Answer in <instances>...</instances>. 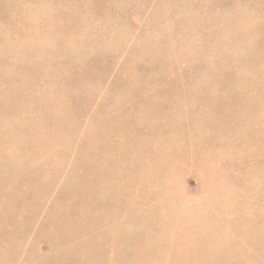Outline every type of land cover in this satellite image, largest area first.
Wrapping results in <instances>:
<instances>
[{"label": "bare ground", "instance_id": "6f19581e", "mask_svg": "<svg viewBox=\"0 0 264 264\" xmlns=\"http://www.w3.org/2000/svg\"><path fill=\"white\" fill-rule=\"evenodd\" d=\"M15 1H17V0H0V17L1 16H4L5 18H6V22H8L7 24L6 23H4V24H6L7 25V28H5L6 30L7 29H10V28H12V26L14 25V24H12V23H10V22H14L15 24H17L18 22V20L16 21V19L15 18H17L18 17V15H20V14H18V13H20L21 11H24V14L26 13L27 14V11L28 10H26V12H25V10H24V8H26V6L23 4V6H22V3H23V0H22V2H21V7H20V10H21V8L22 7H24L20 12L18 11V10H15V7H14V5H15ZM28 2L27 3H25V4H29V2L31 1H33V2H35L34 0H27ZM39 1V0H38ZM37 1V2H38ZM45 1V0H44ZM47 1V0H46ZM53 1V0H52ZM57 1H59V0H55V2H57ZM63 1H66L67 2V0H63ZM63 1H60V2H62V4H63V7H65L64 5H67V3L66 4H64L63 3ZM70 1V0H69ZM83 1V0H82ZM87 1V0H86ZM91 1V0H90ZM89 1V2H90ZM96 0H93V2H95ZM97 1H99V0H97ZM103 1V0H102ZM116 1H119V0H115L114 2H116ZM122 2H123V0H121ZM121 1H119L117 4H120V2ZM128 2H131V1H129V0H127ZM136 0H134L133 1V3L135 2ZM139 2L141 1L142 2V0H138ZM146 2H148L147 0H145ZM151 1V0H150ZM155 1H160L161 2V0H155ZM165 1V0H164ZM168 0H166V2H167ZM169 1H174V0H169ZM177 1H180V0H177ZM228 1V0H227ZM234 0H232V2H233ZM258 1V0H257ZM256 1V2H257ZM18 2V1H17ZM26 2V1H25ZM40 2V1H39ZM60 2H58L59 4H57V6L59 5V10H60V8H62V7H60ZM71 3L73 2L72 0L70 1ZM68 3V5L66 6V9H67V11H68V8H70L72 5H71V3ZM76 2V1H75ZM79 2H80V0H79ZM101 2V1H100ZM100 2H96V3H98L97 5L99 6V4H101ZM104 2H106V0H104ZM110 2H113V1H110L109 0V6L111 5V9L113 8V6H112V4H110ZM127 2V3H128ZM162 2H163V0H162ZM166 2H165V4H166ZM171 2V3H172ZM219 2V1H218ZM222 2V1H221ZM220 2V3H221ZM231 2V1H230ZM229 2V3H230ZM230 3V5L229 6H231V4L233 5V3ZM264 2V1H263ZM41 3H43V2H41ZM54 3V2H53ZM74 3V2H73ZM77 3V2H76ZM82 3V2H81ZM80 3V4H81ZM87 3V2H86ZM153 3H155V2H153ZM174 3V2H173ZM191 3H193V2H191ZM225 3H227V2H225ZM237 3H239L238 1H237ZM250 3V2H249ZM252 3V2H251ZM250 3V4H251ZM34 4V3H33ZM33 4H31V5H33ZM43 4H45V3H43ZM51 5H52V3H50ZM71 6H70V5ZM91 5H93V3H90ZM115 5H116V3H114ZM113 4V5H114ZM124 4V3H123ZM130 4V3H129ZM142 4H144V0H143V3ZM141 4V5H142ZM156 4H159V3H157L156 2ZM161 4V3H160ZM164 4V3H163ZM169 5H170V3H168ZM167 4V5H168ZM176 4V3H175ZM187 4V3H186ZM194 4V3H193ZM197 4H199V2H197ZM210 4V3H209ZM209 4H208V6H209ZM35 5H37V4H35ZM38 5H40L39 6V8L40 7H42V5L41 4H39L38 3ZM37 5V6H38ZM48 5V4H47ZM47 5L45 6V7H47ZM78 5V4H77ZM77 5H75V3H74V8L77 6ZM90 5V6H91ZM126 6L128 5V4H125ZM123 6V7H126V6ZM133 6H134V8H136L135 7V5L134 4H132ZM140 5V6H141ZM147 5H148V3H147ZM178 5V4H177ZM176 5V6H177ZM180 5V4H179ZM236 5V4H235ZM242 5V4H241ZM20 6V5H19ZM18 6V7H19ZM30 6V5H29ZM44 6V5H43ZM54 6H55V4H54ZM69 6V7H68ZM79 6H81V5H79ZM82 6H83V4H82ZM81 6V7H82ZM89 8L87 9V10H89V9H91L92 8V6H91V8H90V6H89V4L87 5ZM86 6V7H87ZM94 6V5H93ZM104 6V5H103ZM103 6H101L102 8H103ZM107 5L105 4V6L104 7H106ZM121 6V5H120ZM131 6V5H130ZM133 6H131L130 7V9L133 7ZM139 6V5H138ZM137 6V7H138ZM143 6V5H142ZM141 6V7H142ZM149 6V5H148ZM157 6V5H156ZM158 6H163V5H158ZM194 6V5H193ZM196 6V5H195ZM33 8H34V6H32ZM31 6L29 7V11H30V9L32 8ZM49 7V6H48ZM56 7V6H55ZM85 6H83V8H84ZM95 7H96V5H95ZM94 7V8H95ZM122 7V6H121ZM122 7V8H123ZM140 7V8H141ZM145 7H147L146 5H145ZM150 7V6H149ZM151 7H152V3H151ZM150 7V8H151ZM155 7V6H154ZM183 7V6H182ZM221 7V6H220ZM225 7V6H224ZM27 8H28V6H27ZM32 8V9H33ZM39 8L37 9V8H35V9H37V12H39L38 10H39ZM72 8H73V6H72ZM72 8H70L69 9V11H71L72 12ZM77 8H79V7H76L75 9H77ZM82 8V9H83ZM107 8V7H106ZM105 8V9H106ZM120 8V7H119ZM128 8V7H127ZM126 8V9H127ZM139 8V9H140ZM167 8V10L169 11L170 9L169 8H171V7H166ZM180 8V7H179ZM186 8V7H185ZM192 8V7H191ZM215 8V7H214ZM31 9V10H32ZM48 9V8H47ZM58 9V8H57ZM56 9V10H57ZM65 9V8H64ZM141 9H144V6H143V8H141ZM147 9V8H146ZM145 9V10H146ZM151 9H153V7L151 8ZM155 9H158L157 7H155ZM160 9H162V8H160ZM159 9V10H160ZM164 9V8H163ZM226 9V8H225ZM232 9V8H231ZM50 10H52V9H50ZM59 10H57V12L59 11ZM79 10V9H78ZM78 10H76V14L74 13L75 12V10H73L74 12V14L73 15H75L76 17H77V14H78ZM83 10H85V9H83ZM87 10H86V15H87ZM116 10V9H115ZM120 10H121V8H120ZM128 10V9H127ZM135 10V9H134ZM133 9H132V11H134ZM150 10V9H149ZM149 10H148V12H149ZM154 10V9H153ZM166 10V11H167ZM182 10V9H181ZM191 10V9H190ZM208 10V9H207ZM214 10H217V9H214ZM221 11H222V9H220ZM236 10V9H235ZM252 10V9H251ZM260 10V9H259ZM33 12H34V9L32 10ZM49 11V10H48ZM63 11V10H62ZM61 11V12H62ZM66 11V10H65ZM68 11V12H69ZM82 11V10H81ZM80 11V12H81ZM96 11H97V8H96ZM117 11V14L116 15H118V11L119 10H116ZM123 11V13H124V15H127V13L128 12H130V10H128V12H124L125 10H122ZM144 12V10H140V12ZM151 11V10H150ZM196 11H198L197 9H196ZM204 11H206V10H204ZM239 11V10H238ZM252 11H254V10H252ZM261 11H263V10H261ZM43 12H46V11H42V13ZM52 12V11H51ZM53 12H55V11H53ZM67 12V13H68ZM71 12H69L70 14H71ZM84 12V11H83ZM92 12V11H91ZM90 12V13H91ZM109 12H112V10L110 11V9L109 10H107L106 11V13H108L109 14V16L110 15H112L113 17L115 16V17H117L116 15H113V14H115V13H109ZM141 12V13H142ZM148 12H147V14H148ZM153 12V11H152ZM157 13V11H154V13ZM164 12L165 11H163V13H162V11H161V13L165 16V14H164ZM172 12V11H171ZM201 13H203V11H200ZM218 12V11H217ZM257 12V11H256ZM36 13V12H35ZM59 13V12H58ZM65 13V12H64ZM67 13H65V14H62V16H57L55 13H53V15H56L57 16V18L59 17V18H61V17H63V19H65L64 21V27H68V28H73V27H77L78 26V22L77 23H74L75 21H73V20H75V19H77L76 17H75V19H73V18H70L71 16L69 15L68 16V18H67V20H66V16H67ZM85 13H81V14H84V18L83 19H86V16H85ZM89 13V14H90ZM102 13V12H101ZM105 13V15H106V17H107V15L108 14H106ZM119 13H121L122 14V12L120 11ZM126 13V14H125ZM144 13H146V12H144ZM153 13V14H154ZM156 13H155V16L157 17L158 16V14L156 15ZM158 13H160V12H158ZM160 13V15H162ZM169 13V12H168ZM174 13H177L176 11L174 12L173 11V14ZM222 13V12H221ZM220 13V14H221ZM225 13V12H224ZM22 15H23V12L21 13ZM26 14H25V16H26ZM31 14V13H30ZM44 14V16H46L45 15V13H43ZM51 14V13H50ZM61 14V13H60ZM59 14V15H60ZM92 14V13H91ZM93 14H94V16L96 15V13H94V11H93ZM130 14H131V12H130ZM152 14V13H151ZM193 14V13H192ZM204 14H205V12H204ZM234 14V13H233ZM33 15H36V14H34L33 13ZM38 15H40V13H38ZM53 15H51L50 17L49 16H47L46 18H51V17H53ZM78 15H80V13L78 14ZM128 15H129V13H128ZM149 15V14H148ZM162 15V16H163ZM177 15V14H176ZM181 15V14H180ZM179 15V16H180ZM183 15V14H182ZM196 15H198V14H196ZM209 15V14H208ZM231 15H232V13H231ZM230 15V16H231ZM258 15V14H257ZM261 15H263L262 13H261ZM24 16V15H23ZM22 16V17H23ZM83 16V15H82ZM120 15H118V17H119ZM123 16V15H122ZM142 16H144V15H142ZM163 16V17H164ZM167 17L169 16V14L168 15H166ZM171 16V15H170ZM202 16V15H201ZM220 16V15H219ZM256 16V15H255ZM258 16H260V15H258ZM20 17V16H19ZM27 17H30V15L29 16H27ZM31 17H32V15H31ZM43 17V16H42ZM73 17V16H72ZM80 17H81V15H80ZM78 18V20H80L81 18ZM92 18H93V16H91ZM101 17V15L99 14V17H97L98 19ZM145 17L147 18V16L145 15ZM149 17V21H150V17H151V15L150 16H148ZM153 17H154V15H153ZM152 17V18H153ZM200 17V16H199ZM204 17H206V16H204ZM213 17V16H212ZM223 17V16H222ZM232 17V16H231ZM233 17H235L234 15H233ZM238 17V16H237ZM247 17V16H246ZM249 17H252V16H249ZM248 17V18H249ZM257 17V16H256ZM4 18V19H5ZM25 18V17H24ZM35 18V17H34ZM58 18V19H59ZM88 18H90L89 16H88ZM87 18V19H88ZM96 18V17H95ZM94 18V19H95ZM102 19L103 18H105L104 16L103 17H101ZM109 18V17H108ZM108 18H107V20H108ZM110 18H112L111 16H110ZM127 18L128 17H126L125 18V16H124V19H126L127 20ZM160 18V17H159ZM162 18V17H161ZM186 18V17H185ZM193 18V17H192ZM201 18V17H200ZM203 18V17H202ZM240 18V17H239ZM245 18V17H244ZM247 18V19H248ZM253 18V21H254V17H252ZM258 18V17H257ZM15 19V20H14ZM26 19V18H25ZM41 19V18H40ZM40 19H39V21H40ZM51 19H55L54 17L53 18H51ZM62 19V18H61ZM61 19L60 20H58V21H61ZM62 19V20H63ZM71 19H73V20H71ZM83 19H81L83 22L84 21H86V20H83ZM114 19V18H113ZM117 19V18H116ZM118 19H120V17L118 18ZM173 19H174V17H173ZM172 19V20H173ZM179 19V18H178ZM187 19V18H186ZM189 19V18H188ZM187 19V20H188ZM220 19V18H219ZM229 19V18H228ZM238 19V18H237ZM256 19V18H255ZM2 20V19H1ZM20 20H21V18H20ZM23 20V19H22ZM47 20V19H46ZM56 20V19H55ZM80 20V21H81ZM99 20H101V19H99ZM103 20H105L106 22H108L106 19H103ZM111 20V19H110ZM144 20V19H143ZM145 20H148V19H145ZM157 20V19H156ZM156 20H154V21H156ZM165 20V19H164ZM163 20V21H164ZM186 20V21H187ZM197 20V19H196ZM195 20V21H196ZM199 20V19H198ZM202 20V19H201ZM208 20V19H207ZM217 20V19H216ZM226 20H227V17H226ZM17 23H16V22ZM27 21V20H26ZM44 21V20H43ZM52 21H54V20H52ZM77 21V20H76ZM95 21H96V24L98 25H100L102 22H98L97 23V20L95 19ZM104 21V22H105ZM113 21V20H112ZM114 21H115V19H114ZM122 21V20H121ZM128 21V20H127ZM148 21V23H147V21H146V23L147 24H152V23H150V22H152L153 21V19H152V21H150L149 22ZM153 21V22H154ZM160 21V20H159ZM190 21V20H189ZM203 21V20H202ZM222 21V20H221ZM235 21V20H234ZM241 21V20H240ZM248 22H250V19L249 20H247ZM264 21V20H263ZM24 22H25V20H24ZM41 22V21H40ZM40 22H39V25H40ZM51 22V21H50ZM49 22V23H50ZM55 22V21H54ZM63 22V21H62ZM89 22H94L93 21V19H91V20H89ZM89 22H87V24H90ZM103 22V23H104ZM110 22V21H109ZM107 23V24H111V23ZM120 22V20L118 21V24H116V21H115V24H116V27L117 26H119V25H121V23L124 25V23L123 22H121V23H119ZM174 22H176L175 20H174ZM185 22V21H184ZM201 22V21H200ZM204 22V21H203ZM208 22H209V20H208ZM238 22V21H237ZM242 22V21H241ZM2 22L0 23L1 24V26H2V24H3ZM20 23V22H19ZM30 23H31V21H30ZM33 23V22H32ZM37 22H35V24H36ZM42 23V22H41ZM47 23V22H46ZM46 23H44V24H46ZM51 23H53V22H51ZM51 23H50V25H51ZM57 23V22H56ZM84 23H86V22H84ZM95 23V22H94ZM126 23H129L130 24V22L128 21V22H126ZM125 23V24H126ZM144 23L145 22H143V25H144ZM157 23H159L158 22V20H157ZM156 22H155V26H156V24H157ZM161 23H162V21H161ZM160 23V24H161ZM177 23V22H176ZM182 23H183V21H182ZM186 23V22H185ZM199 23V22H198ZM197 23V24H198ZM233 23V22H232ZM3 24V25H4ZM21 24V23H20ZM34 24V23H33ZM38 24V23H37ZM55 24V23H54ZM63 25V23H60L59 25L62 27V25ZM87 24H85V26L83 25V23H82V25L84 26L83 28H85L86 29V26H88ZM113 24V23H112ZM114 24V25H115ZM154 24V23H153ZM180 24V23H179ZM190 25H191V23H189ZM204 23H202V25H203ZM208 24V23H207ZM206 24V25H207ZM226 24V23H225ZM228 24V23H227ZM233 24H235V23H233ZM255 24V23H254ZM254 24H253V26H254ZM5 25V26H6ZM18 25V24H17ZM32 25V24H31ZM31 25H29V23L27 24H24V26H23V22H22V24H21V29H17V28H15L14 27V29H17V32L18 31H20L21 33L20 34H23L22 36H24L25 34H26V32L27 31H29L30 32V29L31 28H29ZM57 26V29L60 27V26ZM77 25V26H76ZM82 25L80 26V24H79V26L80 27H82ZM95 25V24H94ZM113 25V26H114ZM143 25H142V28H143ZM167 25V24H166ZM166 25H165V27H166ZM170 25V24H169ZM182 25H184V24H182ZM181 25V26H182ZM186 25H188V24H186ZM185 25V26H186ZM199 25V24H198ZM202 25H200V28L201 29H203L201 26ZM205 25V24H204ZM203 25V26H204ZM223 25V24H222ZM240 25H242L241 23H240ZM244 25V24H243ZM242 25V26H243ZM255 25H257V23L255 24ZM1 26H0V29L2 30L4 27H2L1 28ZM23 26V27H22ZM46 26V25H45ZM47 26H49L48 24H47ZM45 27L46 29L48 28V27ZM52 26V25H51ZM55 26V25H54ZM55 26V27H56ZM101 26V25H100ZM103 26H107L106 25V23L105 24H103ZM112 26V25H111ZM131 26H133V25H131ZM146 25H144V29H147L146 27H145ZM148 26V25H147ZM154 26V27H155ZM168 26V25H167ZM171 26H172V24H171ZM174 26H176V29L178 30V27H177V25H175V23H174ZM173 26V27H174ZM210 26V25H209ZM209 26H208V28H209ZM216 26V25H215ZM220 26H221V24H220ZM237 26V25H236ZM245 26V25H244ZM251 27V28H248V29H252L253 28V30L255 31L256 29H257V27L255 28V27ZM43 27V28H42ZM42 27H41V29H44V30H46L45 28H44V26L42 25ZM54 27V28H55ZM91 27H93V25L91 26ZM90 27V29L92 30V28ZM95 27V29H96V31H97V27H96V25L94 26ZM110 27V26H109ZM109 27H107V28H109ZM115 26L114 27H111V29L112 28H116ZM120 28L122 27V26H119ZM119 27H118V29L117 30H120L119 29ZM125 28H126V26H124ZM134 27V26H133ZM152 28V26L151 25H149L148 26V28ZM180 27V26H179ZM192 26H190V27H188V28H191ZM196 27V26H195ZM207 26H205V28H206ZM223 27H225V26H223ZM249 27V26H248ZM32 28H33V26H32ZM35 28V27H34ZM52 28V27H51ZM82 28V32H81V34H83V31H84V29ZM87 28H89V26L87 27ZM104 28V27H103ZM107 28H105V29H107ZM130 28V27H129ZM138 28V27H137ZM157 28V27H156ZM160 27H158L157 28V31H158V29H159ZM196 28H198V27H196ZM195 28V29H196ZM217 28H222V27H218L217 26ZM234 28V27H233ZM236 28V27H235ZM259 28L261 29V27L259 26ZM57 29H55L56 31H58ZM62 29H64V28H62ZM66 30H67V28H65ZM63 30V31H66V30ZM77 29V28H76ZM79 29V28H78ZM77 29V30H78ZM90 29H88V31L90 30ZM105 29H104V32H105ZM110 28H109V31L111 30ZM124 29V28H123ZM122 29V30H123ZM128 30V32H127V30ZM125 30H126V32H125V30H123V32H121L122 30H120L119 31V33L121 34V35H125L126 33H129V29H128V26H127V28H126ZM152 29H154V28H152ZM167 29H169V26L168 27H166V29H164L163 28V30H166L167 31ZM199 29V28H198ZM207 29V28H206ZM205 29V30H206ZM211 29V28H210ZM210 29H208V31L210 32L211 30ZM213 29H214V31H215V28H214V26H213ZM212 29V30H213ZM225 29V28H224ZM223 29V30H224ZM228 29V28H227ZM237 29V28H236ZM235 29V30H236ZM239 29V28H238ZM245 29H247V28H244V30ZM260 29L258 30V32H260ZM263 29V28H262ZM5 30V31H6ZM12 30H13V28H12ZM32 30V29H31ZM37 30V29H36ZM43 30V31H44ZM50 29L48 28V31H49ZM52 30H53V28H52ZM60 30H61V28H60ZM70 30V29H69ZM72 30H74V29H71V32H72ZM76 30V32L77 33H80L79 31H80V29H79V31H77ZM94 30V29H93ZM92 30V31H93ZM99 30L101 31V29L99 28ZM130 30H131V28H130ZM133 31H134V29H132ZM143 30V29H142ZM155 30V29H154ZM173 30H175V28H173ZM194 30V29H193ZM217 31H219V29H216ZM229 30H231V29H229ZM252 30V31H253ZM3 32H5L4 31V29L2 30ZM1 31V34L3 33ZM13 31H16V30H13ZM38 31V30H37ZM41 31V30H40ZM43 31H41V32H43ZM56 31H54L55 32V36H59V35H61V33L59 34L58 32H56ZM62 31V30H61ZM85 31H87V29L85 30ZM87 31V33L89 34V36H88V34H87V36L85 35V37H88L87 39H88V41H92V40H90L91 38H90V33L89 32H91V31H89L88 32ZM95 31V32H96ZM102 31H103V29H102ZM137 31H139L138 29H137ZM144 32H145V30H143ZM149 31V29L147 30V32ZM156 31V32H157ZM179 31H180V28H179ZM182 31V30H181ZM180 31V32H181ZM189 31H191V30H189ZM204 33H206L207 31H204V30H202ZM213 31V32H214ZM217 31H215L214 33H215V36L216 35H219V34H216L217 33ZM228 31V30H227ZM226 31V29H225V32H227ZM248 31V30H247ZM247 31L246 32H244V33H246L247 34ZM251 31V30H250ZM31 32H34L33 30L31 31ZM30 32V33H31ZM40 32V33H41ZM53 32V33H54ZM67 32V31H66ZM66 32H63L64 34H66ZM70 32V33H71ZM99 32V31H98ZM112 32V30L109 32V33H111ZM114 32H115V30H114ZM125 32V33H124ZM136 31H134V33H135ZM143 32V34H142V32H137V36H138V33H139V35L140 34H142V36H144L145 34H147V33H144ZM171 32V31H170ZM180 32H178V33H180ZM187 32H188V30H187ZM212 32V31H211ZM220 32V31H219ZM222 32V31H221ZM241 32H242V29H241ZM249 32V31H248ZM256 32V31H255ZM8 31L5 33V35L4 34H2V36L4 35V36H6V38H5V42H6V39H7V35H8ZM11 33V35H12V33L13 32H10ZM15 33V32H14ZM29 33V34H30ZM46 33V32H45ZM51 33H52V31H51ZM50 33V34H51ZM57 33H58V35H57ZM72 33H74V32H72ZM76 33V34H77ZM94 33V32H93ZM92 33V36L93 35H96V33H94L93 34ZM102 33V32H101ZM108 33V32H107ZM106 33V34H107ZM117 33V34H116ZM116 33H113V34H116V35H118L119 33H118V31H116ZM167 33H169V32H167ZM167 33H166V35H167ZM172 33V32H171ZM178 33L177 34H175L174 33V31H173V34H175V35H178ZM186 33V32H185ZM196 33H197V31H196ZM208 33V32H207ZM214 33L212 34L213 36H214ZM222 33H224V32H222ZM228 33V32H227ZM226 33V34H227ZM231 33H234V32H232L231 31ZM239 33V32H238ZM250 33V32H249ZM1 34H0V36H1ZM7 34V35H6ZM19 34V35H20ZM33 34V33H32ZM36 34V33H35ZM35 34H34V36H35ZM39 34V33H38ZM48 34H49V32H48ZM47 34V35H48ZM64 34L63 35H61L60 37H58V38H62L63 36H64ZM69 34V31L67 32V35ZM104 35H105V33H103ZM119 34V35H120ZM149 34H151V29H150V33ZM149 34H147V37H148V35ZM152 34H153V32H152ZM161 34V37H162V32L160 33ZM160 34H159V36H157V35H155V34H153V35H155V36H157V37H160ZM211 34V33H210ZM225 33H224V35H225V38L228 36H230V31H229V34L228 35H226ZM260 34V37H261V39H264V31H261V33H259ZM259 34H258V38H259ZM43 35V34H42ZM46 35V36H47ZM53 35V34H52ZM70 35V37H66V36H64L65 38H71V36H74L73 37V40H74V38L76 39L78 36V34L77 35H71V34H69ZM83 35V36H84ZM99 35V34H98ZM108 35V34H107ZM110 35V34H109ZM108 35V36H109ZM129 35H130V33H129ZM129 35H128V37H126V35H125V39L124 40H126V38H129ZM133 36H134V34H132ZM175 35H174V37H175ZM180 35V34H179ZM182 35V34H181ZM183 35H184V33H183ZM194 35V34H193ZM199 35H201L202 36V34H199ZM205 35V34H204ZM236 35H238V34H236ZM241 34H239L238 35V37L240 36ZM252 34H250V36H251ZM39 36H40V34H39ZM45 35H43V37H44ZM44 37V38H46L47 39V41H48V36L47 37ZM51 36V35H50ZM76 36V37H75ZM97 36V35H96ZM96 36H95V38H96ZM102 36V35H101ZM112 35H110L109 37L112 39V37H111ZM141 36V35H140ZM140 36H138V38H140ZM152 36V35H151ZM151 36H149V38L151 37ZM169 36V35H168ZM173 35L171 34V37H172ZM185 36H186V34H185ZM188 36V35H187ZM190 36H191V34H190ZM198 36V35H197ZM207 36V35H206ZM209 36V35H208ZM212 36V37H213ZM244 36V35H243ZM243 36H241V39L240 40H243ZM249 36V35H248ZM254 35H252L251 37H253ZM9 37V36H8ZM14 36L12 35V37H10V38H13ZM19 38H18V40L20 39V36H18ZM30 37V39H31V36H29L28 34H26V37H21V38H23L22 40L24 41V38H26V39H28ZM36 38H37V36H35ZM35 37H32V38H35ZM41 37V36H40ZM52 38H53V40L52 39H49L52 43H53V45H54V36H51ZM81 38H82V35L80 36ZM79 37V38H80ZM116 37H118V36H115V39H117ZM122 37V38H123ZM167 37V36H166ZM165 37V38H166ZM193 37V36H192ZM204 37V36H203ZM227 37V38H228ZM10 38H8V40L10 39ZM65 38H62V39H64L65 40ZM78 38V39H79ZM90 38V39H89ZM93 38V37H92ZM97 38H98V36H97ZM100 38V37H99ZM105 38H106V36H105ZM119 38V40L117 39V41H119V42H121L120 41V36L118 37ZM143 38V37H142ZM149 38H148V40H149ZM169 38H170V36H169ZM185 38V37H184ZM196 38V37H195ZM199 38V37H198ZM197 38V39H198ZM207 38V37H206ZM209 38V37H208ZM211 38V37H210ZM214 38V37H213ZM216 38H219L218 36L216 37ZM224 38V37H223ZM226 38V39H227ZM240 38V37H239ZM2 39H3V37H2ZM15 39V38H14ZM16 39H17V36H16ZM40 39V38H39ZM42 39V38H41ZM72 39V38H71ZM70 39V40H71ZM87 39H86V41H87ZM100 39H102V38H100ZM114 39V38H113ZM132 40V42H133V38H131ZM134 39H135V36H134ZM144 39V38H143ZM156 39V38H155ZM163 39V38H162ZM171 39V38H170ZM176 39H178V38H176ZM176 39H175V41H176ZM186 39V38H185ZM185 39H183V40H185ZM196 39V40H197ZM204 39V38H203ZM222 41H223V39L222 38H220ZM253 39V41L252 42H254V38H252ZM7 40V41H8ZM12 40V39H11ZM18 40H17V43H19L18 42ZM21 39H20V43H22L21 41H22ZM33 40V39H32ZM32 40H30V41H32ZM44 40V46L45 47H48V46H46V45H49L51 42H49V43H47V44H45V39H43ZM59 40V39H58ZM58 40H56V38H55V41L57 42ZM63 40V41H64ZM82 40V39H81ZM80 40V42H82L83 44H84V41H81ZM94 40V39H93ZM110 40V39H109ZM127 40H129V39H127ZM151 40V39H150ZM167 40V39H166ZM165 40V43L167 42ZM172 40V39H171ZM170 40V41H171ZM192 40V39H191ZM228 40V39H227ZM239 40V41H240ZM28 41V40H27ZM37 41H39L38 39L36 40V42H35V44H37ZM41 41V40H40ZM39 41V42H40ZM74 41H76V40H74ZM74 41H72L71 40V42H73V43H71V44H74V43H76V44H79V43H77V41L76 42H74ZM96 41H97V39H96ZM98 41H99V39H98ZM101 41V40H100ZM100 41L98 42V43H100ZM102 41H106V39L104 40V39H102ZM114 41V40H113ZM130 41V40H129ZM153 41H155L154 39H153ZM158 41H159V39H158ZM163 41H164V39H163ZM174 41V40H173ZM190 40H188V42H189ZM199 41V40H198ZM218 41V40H217ZM229 41V40H228ZM227 41V42H228ZM232 40H230V42H231ZM249 41V40H248ZM247 41V42H248ZM256 41H258V40H256ZM261 41V40H260ZM11 42V41H10ZM12 42H14V40H12ZM29 42V41H28ZM28 42L26 43V44H28ZM43 42V41H42ZM56 42H55V46L56 47H59L60 46V44H59V46H57V44H56ZM59 43H61V46L62 45H64V44H62V42H61V40H59L58 41ZM67 42H68V40H67ZM79 42V41H78ZM110 42V41H109ZM124 42H128V41H124ZM124 42H122V44L124 43ZM138 42H139V40H138ZM152 41H149L148 43H151ZM161 42H162V40H161ZM180 43H181V41H179ZM192 42V41H191ZM219 42H221L220 40H219ZM234 42V41H233ZM233 42H231V43H233ZM242 42V41H241ZM244 42H245V39H244ZM250 42H251V40H250ZM16 42H15V44H17ZM19 43V44H20ZM25 43V42H24ZM30 43V42H29ZM33 43V42H32ZM31 43V44H32ZM64 43H66V42H64ZM92 43H94V42H92ZM96 43V42H95ZM104 43V42H103ZM114 43H116V42H114ZM125 43V44H126ZM147 43V42H146ZM146 43H144L145 45H143V42L141 43L142 45H143V47L144 46H146V47H148L147 45H146ZM155 42H153V45H156V43H157V40H156V43L154 44ZM164 43V42H163ZM164 43V44H165ZM168 43V42H167ZM174 43V42H173ZM183 44H184V42H182ZM195 43V42H194ZM236 43V42H235ZM262 42H260V44L259 43H253V45L252 46H250L247 50H246V52L247 53H244V54H246V55H244V56H242V58H241V63L243 64V65H245V66H247V67H249V69H250V71H248V73H250V74H247V72H246V69H245V71L244 72H246V74H242L241 72L239 73V74H242L241 76H236V75H234V74H229L228 72H227V70H225L224 68H223V66L222 65H214V66H212V65H209V67H202L203 65H205L206 63H205V61H204V63L205 64H200V65H198V66H196L195 68H193L194 67V65L191 63L190 65H188L187 64V66H189V68L187 67V68H182V67H185L186 66V64L184 65V66H180V65H178L179 63V61H178V59H177V63H171V65H169V64H167V62H165L166 61V59H164V57H165V55H164V57L162 58V55L159 53H157L156 55V57H158L157 59V62H155V60L153 61V62H155L154 63V65H150L149 66V64H145V65H143L142 64V62H141V64L140 63H137V61L140 59V58H138V60H134L133 59V61L131 62V59H129L128 57H130L131 55H129L128 54V52L126 53V55L128 56L127 58H125L126 56L124 55V63H123V66H122V70H120V72H122V75H120L122 78H119V80L121 79V82L119 83L118 82V84H117V80H115V82H116V85L114 86V84H113V87L112 88H110L109 89V91H110V94H108V100H109V102L111 101L112 103H111V105H110V107L111 106H113L112 104H113V102L115 101V106H114V112H113V116H111V119H106L105 117H102L103 119L100 121V122H98L97 124L99 125V130H97V131H99V135L96 137V138H90V143H89V146H87V147H89V149H88V151L85 153L84 151V153L82 154V156H81V159H80V161L79 162H77L78 163V170H77V172H75L76 174L74 175V176H72L71 177V179L70 180H66V183H67V185L69 186V188H67L66 190H68V191H70V192H75V190H79V193L78 194H75V195H73L72 193H70V192H68L67 193V200L66 199H61L60 201L58 200V201H54L49 207H47L46 208V211H45V215H43V217L41 218V219H39V217H37V213H38V210L36 209V207H35V205H34V202L36 201L37 202V200H38V196H37V194L35 193V194H30V195H27V196H24V197H21V196H17V193H16V191L18 190V188H19V185H18V182L16 181V183H15V185H14V188H12L11 189V192L8 194V192H7V187L4 185V179L2 178V174H0V264H15V262H20V264H56V262H58L59 260H61V259H63L64 257H65V259H64V261H63V264H114V260H115V264H121V262H122V260H124V258H125V260H126V262H127V264H173V262H174V264H241V261L239 260V261H236V260H234V259H236V258H234V255H231L230 253H227V251H226V248H225V246L223 245V244H221V242L219 241V239H218V235H223V233H224V228H222L220 225H219V221H223V220H225L226 218H227V213H221V214H219L218 216H215L214 218H212V217H210L209 215H207V216H205V217H202V216H200L202 213H199L200 215H196V216H187V218L188 219H190V220H203V218H206L207 220H208V222H207V224H204L203 223V225H201V226H198V225H196V224H194V225H192V226H190L189 228H186V229H182L181 227H179V226H176V227H174V228H171V229H169V227H168V225H165V219H169V220H171L173 223H176L178 220H179V218L177 219V217L180 215V220L178 221V223H182V224H184V223H187L186 222V219H185V209H182V210H180V212L178 211V210H176L175 209V207H173V205H170L174 200H175V202L177 203L178 202V198L175 196V194H173V191L172 190H174L173 189V186L172 185H169V184H167V183H171L172 184V181H171V177L173 176V175H175L176 173V171H178V172H185L186 170H194V171H196V170H198L197 172H201V171H204L205 173H207V175H210L212 178H211V180H210V184H211V186L213 185V184H215V186L216 187H220V185L221 184H223L224 186H225V184H228L229 183V180L228 179H223V178H221V177H219V176H214L213 175V173L215 172V170L214 169H216V167H217V160L219 159V157L222 159V166L224 167H228L229 165H230V162H231V157L233 158V160H236L234 163H237L238 161H242L243 163H245V161L246 160H248V156L246 155V156H244V152H242V154L241 155H238V156H236V151L238 150V147L239 146H241V145H243L241 142H239L240 140L242 141V140H245V145L246 144H248V148L249 149H247V150H250V148H252L253 147V144H254V148H253V151H258V152H262L263 151V149H264V46H262V44H261ZM264 43V42H263ZM8 44V43H7ZM14 44V43H13ZM34 44V43H33ZM38 44H41V43H38ZM37 44V45H38ZM67 44H69V42L67 43ZM91 44V43H90ZM107 44H109L108 43V41H107V43H106V45H104V46H107L108 47V45ZM111 44V43H110ZM139 44H140V42H139ZM138 44V45H139ZM158 45L159 44H161L160 42H158L157 43ZM170 44H171V42H170ZM176 44H178V43H176ZM182 44V45H183ZM212 44V43H211ZM214 44V43H213ZM212 44V46L214 47L215 45H213ZM217 44V43H216ZM220 44V43H219ZM228 44H230L229 42H228ZM239 44V43H238ZM244 44V43H243ZM246 44V43H245ZM9 45V44H8ZM7 45V46H8ZM23 45H25V44H23ZM43 45V44H42ZM50 45H52V44H50ZM96 45V44H95ZM95 45H93V46H95ZM135 45V44H134ZM136 45H137V43H136ZM135 45V46H136ZM138 45H137V47H138ZM158 45H156V46H158ZM194 45V44H193ZM197 45V44H196ZM208 45H209V43H208ZM207 45V46H208ZM221 45L222 44H220V49H221ZM225 45V44H224ZM231 45H233V44H231ZM248 45V44H247ZM251 45V44H250ZM10 46H12V43L10 44ZM15 46V45H14ZM18 46H20V45H18ZM21 46H22V44H21ZM20 46V47H21ZM68 46V45H67ZM78 46V45H77ZM76 45H75V47H77ZM92 46V44H91V47H93ZM98 46V45H97ZM113 46V45H112ZM115 46V48H116V46H117V44H115L114 45ZM120 46H121V43H120ZM120 46H119V48H120ZM132 47L133 45H130L129 44V47ZM150 46L152 47V44H150ZM156 46H153V48L155 47V51H158L157 50V47ZM173 46V45H172ZM172 46H170V47H172ZM175 46H178V45H174L173 46V49H175L174 47ZM179 46H181V45H179ZM190 46V45H189ZM201 46V45H200ZM211 46V47H212ZM227 46V45H226ZM229 46V45H228ZM242 46H244V45H242ZM2 47V46H1ZM20 47H18V48H20ZM26 47V46H25ZM34 47H35V45H34ZM37 47H39V46H37ZM45 47H40V48H45ZM53 47V46H52ZM52 47H48L47 49L49 50V48H51L52 49ZM62 47H64V46H62ZM72 47V46H71ZM70 47V44H69V48H67L66 50H68L69 51V53L68 54H71L70 56L72 57V56H76V55H74V53H76V52H74L72 49H75L74 47L73 48H71ZM83 47H85V45H83ZM89 47V46H88ZM87 46H86V48H88ZM101 47V44L99 45V48ZM111 47V46H110ZM124 47H126V45H124ZM124 47H121L122 48V50H123V48ZM128 47V46H127ZM130 47V48H131ZM143 47H141V48H143ZM160 47L161 46H159V51H161L160 50ZM187 47V46H186ZM198 47V46H197ZM197 47H188V52L190 53V54H197V55H201V53H203V55H201V56H203L204 57V54H205V52H201V51H199V50H197L196 48ZM223 47V46H222ZM233 47H235L234 45H233ZM3 48H5V47H3ZM23 48V47H22ZM28 48H30V46L28 47ZM33 48V47H32ZM55 48V47H54ZM61 48V47H60ZM65 48V47H64ZM77 48H82V45L81 46H79V47H77ZM101 48H103V47H101ZM119 48H117V49H119ZM121 48H120V50H121ZM135 47H132V50L134 49ZM145 48V47H144ZM161 48H164V50H165V48H166V50L167 51H169L168 49H167V47H164L163 46V44H162V47ZM181 48V47H180ZM183 48V47H182ZM181 48V49H182ZM209 48H210V46H209ZM224 48V47H223ZM228 48V47H227ZM244 48H247L246 46H244ZM13 49V48H12ZM15 49H16V52L15 53H17L18 51H17V47L16 48H14V51H15ZM37 49L38 48H36L35 50L37 51ZM46 48L44 49V52H46L45 50H47ZM50 49V50H51ZM59 48H57V50H58ZM82 49H85V48H82ZM94 49V48H93ZM96 49V48H95ZM110 49H112V48H110ZM125 49V48H124ZM138 49V48H137ZM137 49H134L135 51L137 50ZM139 49H140V47H139ZM138 49V50H139ZM148 49H149V47H148ZM148 49H143V50H141V51H145V50H148ZM151 49V48H150ZM199 49V48H198ZM205 49H206V47H205ZM204 49V50H205ZM210 49H213V48H210ZM4 50V49H3ZM7 50H9V48H7ZM23 50V49H22ZM22 50H20L21 52H22ZM29 50V49H28ZM27 50V51H28ZM35 50L34 51H32V49H31V52L29 51L28 53H25L26 52V49L25 50H23V52L25 53V57L23 56V57H21L20 58V56H22L24 53L22 52V55H20L21 53H20V51H19V56L16 54L15 56H14V53L11 51V52H9V55H10V53H12V56L15 58V57H17V60H18V63H17V66H21V65H24V67L23 68H26V66L27 65H29L30 64V59H29V56H30V58L33 56V54H34V52H35ZM54 50V49H53ZM52 50V51H53ZM55 50H56V48H55ZM56 50V51H57ZM64 50V49H63ZM71 50L74 52H71ZM88 50H89V48H88ZM108 50V49H107ZM129 49H127V51H128ZM153 50V51H154ZM163 50V49H162ZM171 50H172V48H171ZM178 50V49H177ZM177 50H173V52L175 51H177ZM203 50V51H204ZM43 51V50H42ZM42 51H40V50H38L37 52H42ZM67 51V52H68ZM87 51V50H86ZM91 51V50H90ZM94 51V50H93ZM96 51H97V49H96ZM95 51V53H98V52H96ZM104 51H106V49L104 48ZM103 51V52H104ZM109 51H112V50H109ZM109 51H107V52H109ZM115 51V50H114ZM126 51V50H125ZM130 52H132L131 50H129ZM140 51V50H139ZM140 51V52H141ZM150 51H152V50H150ZM149 50H148V52H150ZM154 51V52H155ZM167 51H164L163 53L164 54H168V52ZM182 51H183V49H182ZM223 51V53H224V51L225 50H222ZM221 51V52H222ZM0 52H2V50L0 51ZM5 53H7L6 52V50L4 51ZM36 52V53H37ZM61 52H62V54L64 53V51H62L61 50ZM67 52L65 51V53L67 54ZM82 52V51H81ZM81 52H80V54H81ZM89 52V51H88ZM92 52V51H91ZM121 52V51H120ZM124 52V51H123ZM148 52H147V54H145V55H148V56H146L148 59L150 58L151 59V57H152V54L149 56V54H148ZM167 52V53H166ZM173 52H172V56H173ZM174 52V53H175ZM178 52V51H177ZM181 52V51H180ZM184 52V51H183ZM188 52H186L185 51V54L186 55H189V54H187ZM210 52V51H209ZM213 52V51H212ZM216 52H218V51H216ZM220 52V51H219ZM235 52H237V50L235 51ZM241 52V51H240ZM35 53V54H36ZM43 53V52H42ZM51 53V52H50ZM55 53V51L53 52V54ZM65 53H64V55H65ZM73 53V54H72ZM116 53H118L117 51H115V54ZM143 53V52H142ZM153 53V52H152ZM229 54H230V51L228 52ZM242 53V52H241ZM3 54V52L1 53V55ZM39 54V53H38ZM41 54V53H40ZM44 54V53H43ZM52 54V56H54V57H56V55H57V52H56V55L54 54L53 55ZM83 55H84V58H82V59H86L85 57H86V55H87V53L85 54V52H83L82 53ZM93 54H94V52H93ZM93 54H91V55H93ZM102 54V53H101ZM100 54V55H101ZM106 54V52L103 54V55H105ZM120 54H123L122 52L120 53ZM120 54H118L119 56L118 57H120ZM137 54H139V53H136V56H137ZM141 54V53H140ZM171 54V53H170ZM170 54H168V56L170 55ZM184 54V53H183ZM209 54V53H208ZM219 53H217V55H218ZM238 54V53H237ZM243 54V53H242ZM42 55V54H41ZM46 55H47V52H46ZM60 54H58V56H59ZM77 55H78V53H77ZM90 55V56H91ZM98 56V58L96 59H94L93 60V58L91 57H87L88 58V60L86 61V62H83L82 64H79V65H77V64H74L73 63V61L71 62H69V64L68 65H66L64 68H62L61 70H60V74H61V76H60V81L62 82V84H64L63 85V87L65 88V87H69V90H68V88H65V90H68V91H71V94L70 93H68V95L70 94L71 96H72V98L70 97L69 99L71 100V99H73L74 97H79L81 94L79 93V92H77V88H79V87H83V86H85V85H87L88 87L87 88H85V89H88L89 88V85L92 87L93 85H92V83L93 82H97L96 81V79H95V72H97L99 69V71H101V68L103 67L104 68V66H105V63L106 62H108L107 60H105L103 57H101V56ZM113 55V54H112ZM133 55V54H132ZM143 55V54H142ZM145 55L144 56H142V58L143 57H145ZM155 55V54H154ZM177 55H178V57L177 58H179V54L177 53ZM177 55H175V56H177ZM216 55V56H217ZM221 55H222V53H221ZM231 55V54H230ZM229 55V56H230ZM241 55V54H240ZM5 56H8L7 54H5ZM4 56V57H5ZM39 56V55H38ZM43 56V55H42ZM44 56H45V54H44ZM43 56V57H44ZM51 56V55H50ZM49 56V58H51ZM65 56H67V55H65ZM79 56H82V55H78V57ZM106 56V55H105ZM134 56V55H133ZM140 56V55H139ZM138 56V57H139ZM167 56V55H166ZM171 56V55H170ZM169 56V57H170ZM229 56H227V57H229ZM9 57V56H8ZM7 57V60H5V58H4V61H3V59H0V60H2L1 61V63L2 62H5V61H9L8 59L9 58H11V56L8 58ZM13 57H12V59H13ZM34 57L35 56H33V59H34ZM41 57V56H40ZM46 57V56H45ZM47 57H48V55H47ZM116 57V56H115ZM132 57V56H131ZM130 57V58H131ZM155 57V58H156ZM174 57V56H173ZM185 57V56H184ZM188 57V56H187ZM211 57H212V55H211ZM210 57V58H211ZM218 57H220V56H218ZM217 57V58H218ZM236 57H237V55H236ZM2 58H3V56H2ZM19 58V59H18ZM133 58V57H132ZM167 58V57H166ZM183 58V57H182ZM190 58V57H189ZM189 58H186L187 60L189 59ZM232 58V57H231ZM231 58H229V65H232V62L234 61H232L231 63H230V59ZM36 59H38V60H40V61H43L42 60V57L39 59V57L37 58V56H36ZM35 59V60H36ZM45 59V58H44ZM55 59V58H54ZM53 59V60H54ZM79 59V58H78ZM114 59V58H113ZM137 59V58H136ZM150 59H149V61H150ZM168 59V58H167ZM174 59V58H173ZM173 59H171V60H173ZM185 59V58H184ZM221 61H222V58H219ZM226 59V58H225ZM13 60H15V59H13ZM12 60V61H13ZM83 60V61H84ZM115 60V59H114ZM113 60V61H114ZM123 60V59H122ZM142 60H144V58L142 59ZM153 59H151V61H152ZM180 60H182V59H180ZM210 60V59H209ZM10 61H11V59H10ZM33 62H34V60H32ZM39 61V62H40ZM48 61H49V59H48ZM54 61H56V60H54ZM79 61H80V59H79ZM117 62H118V58H117V60H116ZM120 61V60H119ZM136 63H135V62ZM141 61V60H140ZM144 61H146V59L144 60ZM148 61V62H149ZM169 61H170V59H169ZM183 61V60H182ZM189 61V60H188ZM191 61H192V59H191ZM29 62V64H27L26 65V63H28ZM38 62V61H37ZM37 62H34V64L35 63H37ZM44 62V61H43ZM43 62H40V63H43ZM50 62H52V60L51 61H49V62H45V64L47 65V64H49ZM78 62V61H77ZM116 62V63H117ZM174 62H176V60H174ZM185 62H186V60H185ZM184 62V63H185ZM226 62V61H225ZM237 62V61H236ZM14 63V62H13ZM15 63H16V60H15ZM55 63H57V61L55 62ZM55 63H52V64H55ZM66 63V62H65ZM91 64V65H94V69H98L97 71L96 70H94L93 71V73H91L90 71H89V69H86V66L88 65V64ZM112 63V62H111ZM145 63V62H144ZM147 63V62H146ZM194 64H195V62H193ZM223 64H224V62H222ZM238 63V62H237ZM236 63V64H237ZM240 63V62H239ZM238 63V64H239ZM32 64V63H31ZM52 64H50L51 66H52ZM62 64V63H61ZM118 64V63H117ZM121 64H122V62H121ZM121 64L119 65V66H121ZM182 64V63H181ZM196 64H197V62H196ZM227 64V63H226ZM1 66L3 65V63L2 64H0ZM11 65H13V64H10L9 66H10V68L9 69H11ZM58 65V64H57ZM91 65H90V67H91ZM110 65V64H109ZM167 65H169L168 67H167ZM183 65V64H182ZM193 65V67H192V69L190 68V66H192ZM242 65V66H243ZM4 66V65H3ZM31 66V65H30ZM30 66H28L29 68H31ZM33 66V65H32ZM38 66V65H37ZM53 66H55V65H53ZM107 66L108 65H106L105 66V68H107ZM112 66V65H111ZM110 66V67H111ZM119 66L117 67V70H119L118 68H119ZM16 67V66H15ZM27 67V68H28ZM35 67H36V65H35ZM47 67V68H46ZM45 68L46 69H48V68H50V67H48V66H46ZM59 67H60V64H59ZM114 67V66H113ZM113 67L111 68V69H113ZM166 67H167V69H166ZM235 67V66H234ZM238 67V66H237ZM5 68H7V67H5ZM29 68L27 69V71H23V75H21V76H25L26 77V75H28V79H25V77H24V79L22 78L20 81H24V80H31V79H33V78H30L29 77V74L31 73V70L29 71ZM39 68H40V65H39ZM41 68H44V67H41ZM44 68V71L41 73L42 75H38V74H36L35 76H40V77H45V75H46V73H45V69ZM52 68V67H51ZM89 68V67H88ZM92 68V67H91ZM108 68H109V66H108ZM115 68H116V66H115ZM1 69H3V68H1ZM8 69V70H9ZM15 69V68H14ZM17 69H18V67H17ZM20 69H22V68H20ZM32 69V68H31ZM38 69V68H37ZM52 69H54V68H52ZM60 69V68H59ZM110 69V68H109ZM108 69V71H110ZM121 69V68H120ZM241 68H239L238 70H240ZM243 69V70H244ZM249 69H247V70H249ZM5 70V69H4ZM7 70V69H6ZM19 70V69H18ZM17 70V71H18ZM24 70V69H23ZM26 70V69H25ZM39 70V69H38ZM38 70H37V72H38ZM42 70V69H41ZM104 70V69H103ZM103 70H102V72H103ZM106 70V69H105ZM105 70H104V72H103V76H104V74H105ZM14 71V70H13ZM33 71V70H32ZM49 71V74H50V70H48ZM56 71V70H55ZM89 71V72H88ZM107 71V70H106ZM114 71V70H113ZM0 72H1V70H0ZM3 72H5V71H3ZM12 72V71H11ZM40 72V71H39ZM58 72V71H57ZM119 72V71H118ZM117 72V73H118ZM170 72H173V73H175V75H173V76H175V78L177 79V78H182V79H184L185 80V83L183 84V83H181V84H179V82H177V80H175V79H173L172 77V79H170V78H168V74L170 73ZM234 72V71H233ZM239 72V71H238ZM243 72V71H242ZM22 73V72H21ZM45 73V74H44ZM109 73V72H108ZM172 73V74H173ZM5 74V73H4ZM44 74V75H43ZM110 74H112V72L110 73ZM121 74V73H120ZM171 74V75H172ZM9 75V74H8ZM13 75H14V73H13ZM18 75V74H17ZM33 75H34V72H33ZM47 75H48V73H47ZM54 75V73L51 75V76H53ZM96 75H98L97 73H96ZM170 75V74H169ZM4 76H6V75H4ZM12 76V75H11ZM15 76H16V73H15ZM14 76V77H15ZM19 76V75H18ZM20 76V77H21ZM35 76H33L34 78H35ZM51 76H50V80H52L51 79ZM55 76V75H54ZM108 76V75H107ZM114 76V75H113ZM1 77H3V76H1ZM17 77V76H16ZM48 77H49V75H48ZM100 77V76H99ZM98 77V78H99ZM18 78V77H17ZM17 78H16V80H17ZM37 78V77H36ZM114 78H116V75L114 76ZM114 78H112V79H114ZM2 79V78H1ZM10 79V78H9ZM8 79V80H9ZM20 79V78H19ZM45 79V78H44ZM54 79H56V78H54ZM53 79V80H54ZM110 80L109 79V81H113V80ZM166 79H169L170 81H167ZM13 79L11 78V81H12ZM35 80V79H34ZM38 80V79H37ZM46 80V79H45ZM49 80V81H50ZM7 81V80H6ZM5 81V83L7 84V82ZM56 81V80H55ZM55 81H53V82H55ZM106 81H107V79H106ZM133 81H135V83H137L136 85H134L135 83H133ZM167 81V86L165 85L166 82ZM180 81H181V79H180ZM1 82H2V80H1ZM15 82V81H14ZM18 82H19V80H18ZM18 82H15V84H12V85H17V83ZM29 82H32V83H34L33 82V80H31V81H29ZM50 82H52V81H50ZM60 82V83H61ZM104 82V81H103ZM102 82V83H103ZM23 83V82H22ZM41 83H43V82H41ZM44 83H45V81H44ZM59 83V82H58ZM105 83V82H104ZM112 83V82H111ZM196 83V84H195ZM8 84H10V82H8ZM19 84V83H18ZM21 84V83H20ZM29 84V83H28ZM34 84H36V83H34ZM40 84V83H39ZM38 84V86H40ZM89 84V85H88ZM1 85V84H0ZM31 83L29 84V85H26V84H24L23 86H27L28 88H29V90L31 89L30 87H31ZM47 85V84H46ZM49 85V84H48ZM59 85V84H58ZM98 85V84H97ZM100 85V84H99ZM98 85V86H99ZM18 86H20V85H18ZM22 86V87H23ZM30 86V87H29ZM43 86H45V85H43ZM43 86H41L43 89L41 90V87L39 88L40 89V92L42 91V92H44L45 90H44V88L46 87H43ZM53 86V85H52ZM55 86V85H54ZM61 87H62V85H60ZM108 86V85H107ZM111 86V85H110ZM5 87V86H4ZM12 87V86H11ZM10 87V91H11V89L13 90V88H11ZM15 87V90L17 89L16 87L17 86H14ZM21 87V88H22ZM25 88V89H28V88ZM34 88L36 87L35 85L33 86ZM48 87V86H47ZM55 87H57V85L55 86ZM60 87V88H61ZM62 87V88H63ZM95 87V86H94ZM103 87V86H102ZM21 88H19V90L21 89ZM38 88V87H37ZM50 88V87H49ZM59 87L57 88V89H60ZM3 89V88H2ZM5 89V88H4ZM7 89H9V88H7ZM33 89V88H32ZM48 89V88H47ZM46 89V92H48L49 93V91H51V90H47ZM56 89V90H57ZM83 89H84V87H83ZM82 89V90H83ZM92 89L94 90V88L92 87ZM92 89H90V91H93ZM217 89H221L220 91L222 92V93H218L220 96H215L214 95V92H216V90ZM226 89H230V90H232V91H225ZM1 90V89H0ZM14 90V91H15ZM18 90V89H17ZM21 90H23V88L21 89ZM20 90V91H21ZM29 90L28 91H25V92H27V93H29ZM38 90V89H37ZM53 90V89H52ZM78 90H80V89H78ZM82 90H80L81 91V93H82ZM8 91V93H9V90H7ZM6 91V92H7ZM14 91H12V92H14ZM20 91H18V93H17V96L15 95L16 93V91L14 92V94L12 93V92H10V93H12L13 95H15L14 97H12L13 95L12 94H9L11 97V99H13V101L15 100V103H14V105H17L16 104V101L18 100V103H19V101H20V99L21 98H19L18 97V94H19V92ZM34 91V90H33ZM32 90H31V92H33ZM54 91V90H53ZM59 92H60V90H58ZM64 91V90H63ZM86 91V90H85ZM88 91V90H87ZM95 91V90H94ZM107 91V90H106ZM218 91V90H217ZM21 92H23L24 93V90L23 91H21ZM20 92V93H21ZM46 92H44V94H42L43 96L44 95H46V97L48 96V93L46 94ZM65 92V91H64ZM67 92V91H66ZM22 93V94H23ZM54 94H55V91L53 92ZM57 93V92H56ZM83 93H84V91H83ZM4 94V93H3ZM2 94V95H3ZM21 94V95H22ZM30 94H32V93H30ZM33 94H34V96L35 95H37L36 97H39L38 96V94H35L34 92H33ZM33 94H32V96H33ZM62 94V93H61ZM65 94V93H64ZM24 95H26V94H24ZM28 96H31V95H29V94H27ZM50 96H48V97H51V95L52 94H49ZM57 95V94H56ZM55 95V96H56ZM59 95V94H58ZM65 95H67V93L65 94ZM125 95H127V97L128 98H126L127 100H125L124 98V96ZM213 95V96H212ZM7 97H8V95H6ZM27 96V97H28ZM42 96V97H43ZM54 96V95H53ZM52 96V97H53ZM60 96V95H59ZM84 95H81V97L82 98H84L83 97ZM86 96V95H85ZM105 96V98H107ZM211 96V98L208 100V98ZM239 96V97H238ZM3 96H0V98H2ZM16 97V98H15ZM22 97V96H21ZM40 97H41V95H40ZM39 97V98H40ZM58 99H59V97L58 96H56ZM61 97H62V95H61ZM206 97H208L207 99H206ZM238 97V99L239 100H242V103L243 104H240L241 103V101H240V103H238V104H240V106H238V107H235V105H236V98ZM9 98V99H10ZM18 98V99H17ZM25 97H23V99H24ZM30 98V97H29ZM32 99H33V97H31ZM35 98V97H34ZM80 98V97H79ZM104 98V101H106L107 99H105ZM117 99V100H115V99ZM11 99H10V101H11ZM26 99V98H25ZM38 99V98H37ZM41 99V98H40ZM46 100L47 98H44L43 97V99L42 100ZM49 99V98H48ZM51 99V98H50ZM54 99H56V98H54ZM62 99V98H61ZM66 100V102H69L70 100ZM75 99V98H74ZM84 99H86V98H84ZM84 99H82V101L84 100ZM87 99H89L88 97H87ZM3 100H5L4 98H3ZM2 100V101H3ZM8 100V99H7ZM27 100V99H26ZM42 100H37V101H32L31 102V105H32V103L33 102H38V103H40V104H42L41 102H42ZM76 100V99H75ZM80 99H78V101H79ZM114 100V101H113ZM205 102H204V101ZM239 100H237L238 102H239ZM10 101H8V102H10ZM13 101H11L12 103H13ZM24 101V100H23ZM41 101V102H40ZM52 100H50V101H48V102H51ZM63 101V100H62ZM61 101V102H62ZM77 101V100H76ZM82 101L80 100V102H81V104H82ZM86 101V100H85ZM89 101V100H88ZM101 101H103V100H101ZM7 102V101H6ZM24 102H26V101H24ZM28 102V101H27ZM29 102H30V100H29ZM46 102V101H45ZM58 102V101H57ZM72 102V101H71ZM70 102V103H71ZM73 102H75V101H73ZM72 102V103H73ZM245 102V103H244ZM5 103V102H4ZM3 103V104H4ZM11 103V104H12ZM23 103V102H22ZM22 103H20V104H22ZM37 103V104H38ZM79 103V102H78ZM77 103V104H78ZM89 103V102H88ZM88 103H83L84 104V107H85V105L87 104L88 105ZM102 103V102H101ZM104 103H108V101H106V102H104ZM10 104V103H9ZM10 104V105H11ZM30 104V103H29ZM29 104H28V106H29ZM48 104V103H47ZM57 104H59V103H57ZM57 104H55L56 106H57ZM76 104V105H77ZM81 104H79V105H81ZM90 104V103H89ZM110 104V103H109ZM128 104H130V105H132L131 107L130 106H128ZM5 105H8V103L7 104H5ZM13 105V104H12ZM19 105V104H18ZM43 105H46L45 103H44V101H43ZM43 105H41L40 107H38V108H41ZM48 105H50V103L48 104ZM63 105H65V104H63ZM75 105V106H76ZM86 105V106H87ZM223 105H227V106H229V107H227V108H229L230 109V106L232 107V106H234L235 108L234 109H236L235 111L233 110V111H231V112H228L227 110L225 111V112H223L222 111V109H221V107L223 106ZM0 106H2L1 105V103H0ZM24 106V105H23ZM22 106V107H23ZM34 106V105H33ZM51 106V105H50ZM59 106V105H58ZM57 106V107H58ZM67 106V105H66ZM66 106H65V108H66ZM69 106V105H68ZM74 106V107H75ZM82 106V105H81ZM102 106H103V104H102ZM106 106H107V104H106ZM106 106H104V108L102 107V109L103 110H105L106 111ZM194 106H196V107H194ZM70 107H72V106H70ZM83 107V106H82ZM200 107H204V109H203V111L205 110V111H207V116H206V114L205 115H203L204 114V112L202 111L201 112V115H199L198 114V112L200 111H198V109H200ZM223 107H225V106H223ZM5 108V107H4ZM19 109H20V107H18ZM18 108H16V109H18ZM24 108V107H23ZM25 108L26 109H29L28 111H34V109L36 108V106H35V108L33 109V110H30V108L28 107L27 108V105L25 104ZM24 108V110L25 111H27L26 109ZM37 108V109H38ZM47 108L48 107H46V112H47V114H48V112L49 111H47ZM53 108H54V106H53ZM62 108V107H61ZM64 108V107H63ZM78 107H76V109H77ZM197 108V109H196ZM2 109V107L0 108V110ZM15 109V110H16ZM42 109H44L45 110V108H42ZM42 109H41V111H42ZM59 109H60V106H59ZM68 109H69V107H68ZM68 109H65V110H68ZM71 109H74L73 107L71 108ZM76 109H74L75 110V112H77L76 111ZM84 109V108H83ZM88 109V108H87ZM111 109V108H110ZM232 109V108H231ZM10 110V109H9ZM12 110V109H11ZM23 110V109H22ZM22 110L20 109V111H21V115H23V121L21 120V119H19V118H21V115L20 116H16L19 120H21L22 122H20L18 119H17V121L18 122H15V123H26V122H24V118H26V117H24V115H25V111L23 112V114H22ZM43 110V111H44ZM49 110H53V109H49ZM56 110V109H55ZM80 111H81V109H79ZM108 110V109H107ZM18 111V110H17ZM54 111V110H53ZM58 111V110H57ZM56 111V112H57ZM83 111H85V109L84 110H82V112ZM112 111V109L109 111V112H111ZM35 112V111H34ZM38 112V111H37ZM37 112H36V114H37ZM45 112V111H44ZM46 112H45V116L47 117V115H46ZM52 112V111H51ZM55 112V111H54ZM59 112V111H58ZM68 112L69 111H66V114H68ZM82 112H81V114H82ZM101 112V111H100ZM108 112V111H107ZM228 112V113H227ZM2 114H4V112H2ZM6 114H7V112H6ZM12 114H14V112H12ZM15 114H16V112H15ZM26 114H28V112H26ZM39 114H40V112H38V116H39ZM70 114H71V111H70ZM77 114H78V112H77ZM79 114H80V112H79ZM104 114L106 115V112H104ZM9 115H10V112H9ZM29 115V114H28ZM28 115H26V116H28ZM41 115V114H40ZM43 115V114H42ZM101 115H102V112H101ZM259 115V118H257V116ZM11 116V115H10ZM14 115H12V117H13ZM44 116V115H43ZM42 116V117H43ZM49 116V115H48ZM51 116V115H50ZM68 116V115H67ZM77 116H80V115H77ZM35 117H37V115L35 116ZM70 117L71 116H69L68 118H69V120H71L72 119V117H71V119H70ZM94 117H96L95 115H94ZM106 117H108V114L106 115ZM5 118H6V116H5ZM4 118V119H5ZM9 118V117H8ZM28 118V117H27ZM39 118V117H38ZM45 118V117H44ZM44 118H41V119H44ZM49 118V117H48ZM48 118H45L46 120L48 119ZM74 118V117H73ZM78 118V117H77ZM77 118H76V116H75V120H77ZM83 118V117H82ZM2 119V118H1ZM13 119H14V117H13ZM12 119V120H13ZM33 120V116L31 115V118L29 117V119H27L26 121L28 122V123H26V127L24 126H22L21 124H19L21 127L20 128H24V131L26 130V132H29L32 128H31V125H34V122H33V124L30 122V120ZM35 119V118H34ZM41 119H39L40 121H41ZM5 120H7V119H5ZM9 120V119H8ZM8 120H7V125H9L8 123ZM29 120V121H28ZM36 120H38V119H36ZM65 120V119H64ZM67 120V119H66ZM80 120H81V117H80ZM98 120V119H97ZM100 120V119H99ZM13 121H16V120H13ZM12 121V122H13ZM57 122H58V120H56ZM55 121V122H56ZM6 122V121H5ZM42 122H43V120H42ZM49 122H51V121H49ZM64 122V121H63ZM1 123V122H0ZM15 123H12V124H15ZM37 123L39 124V122L37 121L36 122V124H35V126L33 127V133H32V131H30L28 134H29V139H35V143H37L36 142V138H37V135L36 134H38V132L40 133V131H38V130H36L37 129V127H39L40 128V126L38 125L37 126ZM41 123V122H40ZM45 123V122H44ZM44 123H42V124H44ZM47 123V122H46ZM60 123V122H59ZM65 123V122H64ZM92 123V122H91ZM2 125V124H1ZM1 125H0V127H1ZM4 125V124H3ZM2 125V126H3ZM16 125H18V124H16ZM14 126V127H18V126ZM27 125H28V127H27ZM46 125H48V124H46ZM52 125V124H51ZM13 126V125H12ZM50 126V125H49ZM207 126V127H206ZM209 126H211V127H209ZM6 127V126H5ZM9 127V126H8ZM7 127V128H8ZM13 127V128H14ZM43 127L45 128L46 126H44L43 125ZM42 127V128H43ZM51 127V126H50ZM54 127V126H53ZM92 127V126H91ZM208 127L209 128H212V129H214V133L216 134V136H212V137H210V139L209 138H207L206 137V133H204V132H208ZM254 127H258L257 128V132L255 131V129L253 130V128ZM26 128V129H25ZM42 128H41V130H42ZM43 128V130L45 131L46 130V128L44 129ZM54 128H56V127H54ZM250 128L253 130V131H255V132H250ZM9 129V131H11V129H10V127L8 128ZM49 129V128H48ZM94 129V128H93ZM96 129V128H95ZM94 129V130H95ZM13 130V129H12ZM17 130V129H16ZM18 130H19V128H18ZM21 130V129H20ZM19 130V131H20ZM87 130H89V129H87ZM2 131V130H1ZM0 131V132H1ZM7 131V130H6ZM8 131V132H9ZM15 131V130H14ZM23 131V130H22ZM38 131V132H37ZM44 131H41V132H44ZM51 131V130H50ZM212 131V130H211ZM208 132V133H212V132ZM13 132V131H12ZM46 132V131H45ZM44 132V133H45ZM95 132H96V130H95ZM15 133H17V132H15ZM22 133V132H21ZM44 133H42L43 135H44ZM87 133H89L88 131H87ZM244 133H246V135H244ZM0 134H3L2 132L0 133ZM4 134H6V133H4ZM4 134H3V136H4ZM18 134H20V132L18 133ZM24 135L26 134V133H23ZM40 135V134H38L39 135V138H37V140L38 139H40L41 137L40 136H43V135ZM48 134V133H47ZM46 134V135H47ZM59 134V133H58ZM12 135V134H11ZM14 135V134H13ZM16 135V134H15ZM20 135H22V134H20ZM52 135H53V133H52ZM61 135V134H60ZM6 136H9L10 137V135H8V133L6 134ZM5 136V137H6ZM25 136H27V135H25ZM24 136V137H25ZM49 136V135H48ZM57 136V135H56ZM56 136H54V137H56ZM84 136H86L85 134H84ZM1 137V136H0ZM9 137L7 138V139H9ZM13 137V136H12ZM24 137H21L20 138V141H22V139H26V137L24 138ZM44 137V136H43ZM43 137H42V140H43ZM53 137V136H52ZM63 135L60 137L59 136V139L61 138V140H62V143H61V145H64L63 144V141H64V139H63ZM94 137H95V135H94ZM17 138H19V136L17 137ZM28 138V137H27ZM65 138H67V136H65ZM89 138V137H88ZM2 139H4L3 137H2ZM7 139H5L6 140V142H7ZM44 139H46V137H44ZM48 139V138H47ZM70 139V138H69ZM5 140H2V141H5ZM26 140H28V139H26ZM56 140V139H55ZM54 140V141H55ZM67 140V139H66ZM85 140V139H84ZM220 140H222L221 142H220ZM8 141H10V140H8ZM14 141H17L16 139H15V136H14ZM14 141L11 139V142H13L12 144H11V142H10V146L11 145H15V144H18V143H14ZM33 141V140H32ZM39 141H41V139L39 140ZM46 141V140H45ZM45 141L43 140L40 144L41 145H44L45 144ZM48 141V140H47ZM60 141V140H59ZM59 141L57 140L56 141V143H55V145L56 144H58V145H56V147L58 146L59 147ZM88 141V140H87ZM5 142V143H6ZM18 142V141H17ZM23 142V141H22ZM33 142V143H34ZM44 142V143H43ZM66 142V141H65ZM25 143H27V142H23V145L25 144ZM34 143V144H35ZM47 143V142H46ZM83 143H85V142H83ZM241 143V144H240ZM7 144H8V142H7ZM21 145H22V143H20ZM20 144H18V145H20ZM29 144V143H28ZM32 144V143H31ZM31 144L29 145V146H31ZM33 144V147L36 145H34ZM38 144V143H37ZM51 144H53V143H51ZM22 145V146H23ZM26 146H27V144H25ZM83 145V144H82ZM5 146H6V144H5ZM8 146V145H7ZM7 146H6V150H5V153H7V152H9L11 149L13 150V148H12V146L10 147L11 149H9V148H7ZM25 146V147H26ZM38 146H39V144H38ZM38 146H36V152H37V148H38ZM45 146V145H44ZM51 146V145H50ZM53 146H54V144H53ZM52 146V147H53ZM80 146V145H79ZM79 146H77V148L79 147ZM4 146H2L1 148L2 149H5V148H3ZM19 147V146H18ZM18 147H17V150H18ZM33 147H32V149H33ZM40 147V146H39ZM42 147V146H41ZM45 147H48V146H45ZM51 147V148H52ZM62 147V146H61ZM61 147H59V148H61ZM24 148V147H23ZM31 148V147H30ZM29 148V149H30ZM51 148H48V149H51ZM80 148H81V146H80ZM207 148H211V149H213L214 151L213 152H209V149H207ZM7 149H9V151H7ZM14 149H16V148H14ZM26 149V148H25ZM29 149H27V150H29ZM39 149V148H38ZM43 149H45L44 147H42V150ZM54 149H55V147H54ZM54 149H51V151L52 152H50L49 154L50 155H54V152H53V150ZM79 149V148H78ZM78 149H76V150H78ZM255 149V150H254ZM11 150V152H13ZM26 150V151H27ZM47 150V149H46ZM67 150V149H66ZM65 150V151H66ZM75 150V151H76ZM81 150V149H80ZM83 150H86V149H83ZM3 151V150H2ZM16 151V150H15ZM22 151H23V149H22ZM45 151V150H44ZM48 151V150H47ZM47 151H45V154L47 153ZM59 152H61V150H58ZM57 150L55 151V155H56V152H58ZM64 151V152H65ZM68 151V150H67ZM240 151H242V150H240ZM240 151H239V153H240ZM245 151V150H244ZM18 152V151H17ZM28 152V151H27ZM26 152V153H27ZM49 152V151H48ZM62 152H63V149H62ZM15 153V152H14ZM21 153V151L19 152V154ZM26 153H24V154H26ZM31 153H32V150H31ZM35 152L33 151V154H34ZM38 153V152H37ZM40 155H42V151L40 150ZM68 153V152H67ZM212 153H216V158L212 155ZM252 153V152H251ZM18 154V153H17ZM30 154V153H29ZM29 154H28V157H30L29 156ZM39 154V153H38ZM58 155H60V153H57ZM13 155H16V153L15 154H13L12 153V155L11 156H13ZM21 155V154H20ZM37 155V154H36ZM35 155V156H36ZM39 155V156H40ZM51 156V157H56L55 155L54 156ZM64 157H63V156ZM75 156L77 155L76 154V152H75V154H74ZM210 155V156H209ZM228 155V156H227ZM252 155H254V154H252ZM6 156V155H5ZM27 157V155H24L23 157ZM31 156H32V154H31ZM43 156H44V153H43ZM42 156V157H43ZM45 156H48V153L45 155ZM80 156V155H79ZM10 157V156H9ZM9 157H7V158H9ZM14 157V156H13ZM16 157H20L19 155H17ZM15 157V158H16ZM22 157V158H23ZM25 157V158H26ZM41 157V156H40ZM51 157H50V159H51ZM65 157H67L66 156V152L63 154H61V158L63 159V158H65ZM70 157V156H69ZM225 157H229L228 159L227 158H225ZM252 157V159H253V156H251ZM3 158V156L1 157V159ZM33 158H34V155H33V157L31 158L32 160H33ZM38 158V157H37ZM48 158V157H47ZM52 158V159H53ZM68 158V157H67ZM66 158V159H67ZM71 158V157H70ZM247 158V159H246ZM249 158H250V156H249ZM0 159V160H1ZM10 159V158H9ZM29 159V158H28ZM45 159H46V157H45ZM49 159V160H50ZM56 159H57V157H56ZM221 159H220V161H221ZM251 159V160H252ZM255 160H256V158H254ZM253 159V160H254ZM12 160H14V158L12 159ZM16 160V159H15ZM18 160H21V157L18 159ZM23 160V159H22ZM26 160V159H25ZM44 160V158L41 160V161H43ZM47 160V159H46ZM58 160H60V158L58 159ZM64 161H65V159H63ZM71 160H72V158H71ZM76 160V159H75ZM255 160H254V162H255ZM36 160L34 159V162H35ZM52 161V160H51ZM66 161H68V160H66ZM6 162H7V160H6ZM31 162H33V161H30V163ZM39 162H40V160H39ZM44 162V161H43ZM57 162V161H56ZM252 162V161H251ZM10 163H11V161H10ZM22 163H23V161H22ZM25 163H27L28 165L30 164V163H28V161L26 162L25 161ZM58 163V162H57ZM60 163V162H59ZM76 163V164H77ZM249 163V161L247 162V164ZM21 164V163H20ZM31 164H33V163H31ZM30 164V165H31ZM35 165H36V163H34ZM46 164V163H45ZM74 164H75V162H74ZM75 164V165H76ZM251 164V163H250ZM261 164V163H260ZM17 165H18V163H17ZM40 165V164H39ZM70 165V164H69ZM21 166V165H20ZM23 166H27L26 164L25 165H23ZM44 166V165H43ZM64 166V165H63ZM68 166V165H67ZM71 166H73V164L71 165ZM15 167H17V166H15ZM42 167V166H41ZM75 167V166H74ZM222 167V168H223ZM249 167V166H248ZM58 168H59V166H58ZM69 168H70V166H69ZM24 169V168H23ZM49 169V168H48ZM205 169V170H204ZM254 169V168H253ZM19 170V169H18ZM21 170V169H20ZM28 170V169H27ZM35 170H36V168H35ZM259 170H260V168H259ZM51 171V170H50ZM72 171H73V169H72ZM48 173V172H47ZM228 173V172H227ZM26 174V173H25ZM23 172H21L20 173V175H18L19 177H24V178H26L27 180H29V181H27L29 184L30 183H32L33 184V188H36L37 187V184L35 183V182H37V181H35L34 180V178H31V176H29V175H25ZM57 174V173H56ZM260 174V173H259ZM261 174H262V171H261ZM17 176V177H18ZM53 176H54V173H53ZM50 177V176H49ZM66 177V176H65ZM167 177H169L170 179L169 180H166V178ZM263 177H264V175H263ZM263 177H261V179H263ZM45 178H48L47 177V174H46V177ZM44 178V179H45ZM61 178V176L59 177V179ZM158 178H160V183L161 184H164V185H162V188H163V193L164 194H167L168 192H169V189H171V193H169L168 194V196H165L164 194H161V192H160V189H157V192L156 193H153L152 191H151V189H150V187H158L159 186V183H158ZM165 178V179H164ZM36 179V178H35ZM38 179V178H37ZM40 179V178H39ZM43 179V180H44ZM49 179V181H50V178H48ZM63 179V178H62ZM258 179H260V176H259V178ZM42 180V181H43ZM65 180V179H64ZM264 180V179H263ZM262 180V181H263ZM39 182V181H38ZM51 182H53V181H51ZM66 183H64V185L66 184ZM260 183H261V181H260ZM28 184V185H29ZM259 184V183H258ZM39 185V184H38ZM44 185V184H43ZM260 185V184H259ZM57 186V185H56ZM166 186V187H165ZM263 185H261V187H262ZM51 187V186H50ZM213 187V186H212ZM33 188H31V189H33ZM63 188H65L64 186H63ZM260 188V187H259ZM47 189H48V186H47ZM257 189V188H256ZM262 189V188H261ZM25 190V187H23V191ZM251 190V189H250ZM258 190V189H257ZM257 190H256V192H257ZM262 190H264V187H263V189ZM246 191H247V189H246ZM245 191V192H246ZM30 192H31V190H30ZM36 192V191H35ZM259 192V191H258ZM257 192V193H258ZM251 193V191H249L248 192V194L247 195H249ZM8 194V195H7ZM43 194V193H42ZM48 194V193H47ZM212 194V193H211ZM245 194V193H244ZM243 194V195H244ZM260 194V193H259ZM263 194V193H262ZM7 195V196H6ZM163 196H165L164 197V200H163V202H164V206H166V210H163L162 209V211H161V206L160 205H158V204H156L154 201H159L160 199V197H163ZM210 196V195H209ZM223 196H226V195H223ZM261 196V195H260ZM247 197V196H246ZM257 197H258V195H257ZM49 199V198H48ZM228 199V198H227ZM78 201V205H77V207H71V204H72V202L73 201ZM148 201L149 202H151L152 204L149 206V208H148V206L146 207V203H148ZM213 201V200H212ZM256 201V200H255ZM158 203H160V202H158ZM244 203V202H243ZM140 204H141V206L146 210V212L148 213V211H150V214L152 215V216H154V214L156 215V214H158V216H157V220H159L160 221V223H161V227L162 228H160V229H158V228H156L155 226H154V224H153V222H151V220H148V219H146V215H144V216H141L140 218H134V217H130V213L129 212H131V211H135V210H137V208H139L140 207ZM161 204V203H160ZM231 204V203H230ZM232 204H233V202H232ZM139 205V206H138ZM168 205V206H167ZM191 205V204H190ZM229 205V204H228ZM254 205V204H253ZM245 206H250V204L249 205H246L245 204ZM137 207V208H136ZM229 207V206H228ZM232 207V206H231ZM230 207V208H231ZM186 208V207H185ZM227 208V207H226ZM245 208V207H244ZM58 209H63V215H70V217H71V219H73V221L72 220H69L68 222L66 221V220H63V218H60L59 217V215H58ZM242 209V208H241ZM240 210V209H239ZM263 212H264V210H262ZM146 212H144V213H146ZM245 212V211H244ZM262 212V213H263ZM125 213V214H124ZM189 213V212H188ZM124 214V215H123ZM246 214V213H245ZM249 214V213H248ZM75 215V216H74ZM39 216V215H38ZM256 216V215H255ZM115 218H124L123 219V223L122 224H118V226H110L109 228H106L107 226H108V222L110 221V222H112V220H114ZM37 220H39V221H37ZM254 220V219H253ZM243 221V220H242ZM252 221V220H251ZM255 222V221H254ZM199 223V222H198ZM260 222H255V223H252V226H255V225H257V224H259ZM189 225V224H188ZM211 225V228H209V226ZM247 225V224H246ZM37 227L38 228V230H39V232L31 239V240H29V236H28V233H29V231L31 230V229H33V227ZM249 227H251V226H249ZM257 227V226H256ZM256 227L254 228V229H256ZM87 228H90L93 232H95V235H91V236H85V237H82L81 239H79L78 241H77V243H76V245H75V248H72L73 250L69 253V254H67V255H65V256H63V254H62V252H57L55 255H52V256H50V258H47V259H40V258H38L37 257V255H36V253L34 252V251H31L30 250V246L31 245H33L37 240H39V239H41V238H43V239H46V240H50L51 242L53 241V240H56V241H62V238H63V235L62 234H64V237L65 238H69V237H72V236H76V235H79L83 230H87ZM103 228H106V229H103ZM242 228V227H241ZM226 229V228H225ZM243 229V228H242ZM246 229V228H245ZM244 229V230H245ZM248 229V228H247ZM243 230V231H244ZM251 230V229H250ZM248 231V230H247ZM253 231V230H252ZM259 231V230H258ZM261 231V230H260ZM247 233V232H246ZM246 233H245V235H246ZM148 234V235H147ZM186 235L187 237H182V235ZM214 235V238H215V241H213V243L210 245V241L211 240H209L210 238H211V236H213ZM239 237V236H238ZM254 238V237H253ZM256 238V237H255ZM96 241H99V242H108L109 243V247H108V250H107V252L106 251H104V250H102V254H97L96 253V246L94 245V242H96ZM255 243H258L257 241H254ZM261 242V241H260ZM101 243H98V245H100ZM165 246H169L170 248L169 249H171V253H169V254H167L166 253V251L164 250V247ZM42 249V248H41ZM102 255V257H97V256H101ZM108 256V257H107ZM241 257V256H240ZM132 260H134V261H132ZM169 260V261H168ZM171 260H173V261H171ZM167 261V262H166ZM165 262V263H164Z\"/></svg>", "mask_w": 264, "mask_h": 264}, {"label": "rangeland", "instance_id": "374dc122", "mask_svg": "<svg viewBox=\"0 0 264 264\" xmlns=\"http://www.w3.org/2000/svg\"><path fill=\"white\" fill-rule=\"evenodd\" d=\"M18 1V2H17ZM17 1H15L14 3H15V5H14V7H15V10H18L19 12L24 8V7H22L21 8V10H20V7H21V2H22V0H17ZM26 1V2H25ZM35 2H29V4L27 5V4H25V3H27L28 1L27 0H23V3H22V6H23V4L26 6V8H24V10H25V12H26V10H28L27 11V14H26V16H25V14H24V11H21L20 13H18V14H20V15H18V17L17 18H15L16 19V21L18 22H16L17 24H15L13 21L12 22H10V23H12V24H14L13 26H12V28H13V30H16V31H13L12 30V28H10V29H5V28H7V23L8 22H6V18L4 17V16H1L0 17V23L2 22H4V23H6V24H2V26H1V24H0V26H1V28L2 27H4L3 29H4V31L5 32H3L1 29H0V34H1V31L3 32L2 34H4L5 35V33L8 31L9 33H8V35H7V39H6V42H5V38H6V36H2V34H1V36H0V51L2 50V52H3V54L1 55V53L2 52H0V59H3V61H4V58H5V60H7V57L9 56H11V58H9L8 60L9 61H5V62H2L3 63V65L1 66L0 65V70H1V72H0V96H3L2 98H0V103H1V105L2 106H0V108L2 107V109L0 110V125L2 124H4L3 126L1 125V127H0V131L4 134V133H8V135H10V137L9 136H6V134H4V136H3V134H0V159H1V157L3 156V158L0 160V174H2V178L4 179V185L8 188L7 189V192H8V194L11 192V189L12 188H14V185H15V183H16V181L18 182V185H19V188H18V190L16 191V193H17V196H21V197H24V196H27V195H30V194H37V196H38V200H37V202L35 201L34 202V205H35V207H36V209L38 210V213H37V217H39V219H41L42 217H43V215H45L46 213H45V211H46V208L47 207H49L54 201L56 202V201H60L61 199H66L67 200V193L68 192H70V191H68V190H66L67 188H69V186L67 185V183H66V180H70L71 179V177L72 176H74L76 173L75 172H77V170H78V163L77 162H79L80 161V159H81V156H82V154L85 152H87L88 151V149H89V147H87V146H89V143L91 142L90 141V138H96L98 135H99V131H97V130H99V125L97 124L98 122H100L103 118L102 117H105L106 119H111V116H113L114 114H113V112H114V106H115V101L113 102V106H111L110 107V105H111V101L109 102V100H108V94H110V91H109V89L110 88H112L113 87V84H114V86L116 85V82H115V80H117V84H118V82L120 83L121 82V79L119 80V78H122L120 75H122V72H120V70H122V66H123V61H124V59L125 58H127L129 55H131L130 57H128L129 59H131V62L133 61V59L136 61V60H138V58H140L138 61H137V63H140L141 64V62H142V64L143 65H145V64H149V66L152 64V65H154V63L155 62H157V58L158 57H156L159 53L162 55V58L164 57V55H165V57H164V59H166V61L165 62H167V64H169V65H171V63H177L178 61V65H180V66H184L185 64H186V66L185 67H182V68H189V66H187V64L188 65H190L191 63L194 65V67H193V65L192 66H190V68L192 69V67L193 68H195L196 66H198V65H200V64H205V65H203L202 67H209V65H212V66H214V65H222L223 66V68L225 69V70H227V72L229 73V74H234V75H236V76H241L242 74H246V72H247V74H250V73H248V71H250V69H249V67H247V66H245V65H243L242 63H241V58H242V56H244V55H246V54H244V53H247L246 52V50L250 47V46H252L253 45V43L255 44H257V43H259L260 44V42H262L261 44H262V46H264V39H261V37H260V34L259 33H261V31H264V0H234L233 2H232V0H180V1H177V0H174L173 2L172 1H167L166 2V0L164 1L163 0V2H162V0H161V2L160 1H155V0H147L148 2H146L145 0H144V4H142L143 3V0H142V2L140 1H138V0H136L134 3H133V1L134 0H129V1H131V2H128L127 0H123V2L121 1V0H119V1H121L120 2V4H117L119 1H116V2H114L115 0H110V1H113V2H110V4H112V6H113V8L111 9V5L109 6V0H106V2H104V0L102 1V0H99V1H95V2H93V0H80V2H79V0H72L74 3H75V5H77L76 7H79V8H77V9H75L74 8V3L72 2H70L69 0H67V2L66 1H63V0H59V1H57V2H55V0H34ZM38 1V2H37ZM60 1H63V3L64 4H66L67 3V5H68V3L70 2L71 3V5L73 6V8H72V6L70 7V8H72V12L71 11H69V9L70 8H68V11L69 12H71V14L67 11V9H66V6L67 5H64L65 7H63V4H62V2H60ZM77 3H76V2ZM90 1V2H89ZM101 1V2H100ZM219 1V2H218ZM222 1V2H221ZM233 3V5L231 4V6H229L230 5V3L231 2ZM237 1L239 2V3H237ZM257 1V2H256ZM41 2H43V3H45V4H43V3H41ZM54 2V3H53ZM58 2H60V7H62V8H60V10H59V5L57 6V4H59ZM82 2V3H81ZM87 2V3H86ZM96 2H100L101 4H99V6L97 5L98 3H96ZM128 2V3H127ZM153 2H155V3H153ZM156 2L157 3H159V4H156ZM165 2H166V4H165ZM172 2V3H171ZM191 2H193V3H191ZM197 2H199V4H197ZM221 2V3H220ZM225 2H227V3H225ZM230 2V3H229ZM251 4H250V3ZM34 3V4H33ZM38 3L39 4H41L42 5V7H40L39 8V6L40 5H38ZM50 3H52V5L50 4ZM81 3V4H80ZM90 3H93V5H91ZM114 3H116V5L114 4ZM124 3V4H123ZM130 3V4H129ZM147 3H148V5L151 7V3H152V7H153V9H151L148 5H147ZM161 3V4H160ZM164 3V4H163ZM168 3H170V5L168 4ZM176 3V4H175ZM187 3V4H186ZM210 3V4H209ZM31 4H33V5H31ZM35 4H37V5H35ZM48 4V5H47ZM54 4H55V6H54ZM82 4H83V6H85L84 8H83V6H82ZM89 4V6L91 5L92 6V8H91V6H90V8L91 9H89V10H87L89 7L87 6ZM105 4L107 5L106 7H104L105 6ZM114 4V5H113ZM125 4H128L127 6L125 5ZM132 4H134L135 5V7L136 8H134V6L132 5ZM144 6V9H141V8H143V6ZM168 4V5H167ZM178 4V5H177ZM180 4V5H179ZM208 4H209V6H208ZM236 4V5H235ZM242 4V5H241ZM20 5V6H19ZM32 7V6H34V12L30 9V11H29V7L30 6ZM44 5V6H43ZM47 5V7H45ZM79 5H81V6H79ZM95 5H96V7H95ZM104 5V6H103ZM123 7L124 5L126 6V7H121V6ZM133 6L131 9H130V7L131 6ZM139 5V6H138ZM142 7H141V6ZM145 5L147 6V7H145ZM157 5V6H156ZM158 5H163L162 7L161 6H158ZM177 5V6H176ZM194 5V6H193ZM196 5V6H195ZM19 6V7H18ZM27 6H28V8H27ZM49 6V7H48ZM87 6V7H86ZM101 6H103V8L101 7ZM138 6V7H137ZM157 7L158 9H155V7ZM183 6V7H182ZM221 6V7H220ZM225 6V7H224ZM69 7V6H68ZM95 7V8H94ZM121 8V10H120V8ZM128 7V8H127ZM141 7V8H140ZM166 7H171V8H169L170 10L168 11L167 10V8ZM180 7V8H179ZM186 7V8H185ZM192 7V8H191ZM215 7V8H214ZM35 8H39V12H37V9H35ZM48 8V9H47ZM58 8V9H57ZM65 8V9H64ZM85 9V10H83V9ZM96 8H97V11H96ZM106 8V9H105ZM130 10V12H131V14H130V12H128V10ZM140 8V9H139ZM147 8V9H146ZM160 8H162V9H160ZM164 8V9H163ZM226 8V9H225ZM232 8V9H231ZM50 9H52V10H50ZM59 10L58 12H57V10ZM79 9V10H78ZM110 9V11L112 10V12H109V13H115V14H113V15H116L117 14V11L116 10H119L118 11V15H120L119 17H120V19H118L119 17H118V15H116L117 17H113L112 15H110L112 18H110V16H109V14L108 13H106V11L107 10H109ZM116 9V10H115ZM132 9L134 10V11H132ZM146 9V10H145ZM151 11H150V10ZM160 9V10H159ZM182 9V10H181ZM191 9V10H190ZM196 9L198 10V11H196ZM208 9V10H207ZM214 9H217V10H214ZM220 9H222V11L220 10ZM236 9V10H235ZM254 10V11H252V10ZM260 9V10H259ZM46 11V12H43V13H45V15L46 16H44V14L42 13V11ZM49 10V11H48ZM63 10V11H62ZM66 10V11H65ZM73 10H75V12L73 11ZM76 10H78L77 12H78V14L80 13V15H81V17H80V15H78L77 14V17L79 18H81V19H83L84 18V14H81V13H85L86 12V10H87V15H86V13H85V16H86V19H83V20H86V21H84V22H86V23H84L81 19V21L80 20H78V18L75 16V15H73L74 13L76 14ZM82 10V11H81ZM122 10H125L124 12H128L129 13V15H128V13H127V15H124V13H123V11ZM140 10H144V12H146V13H144V12H140ZM148 10H149V12H148ZM167 10V11H166ZM204 10H206V11H204ZM239 10V11H238ZM261 10H263V11H261ZM52 11V12H51ZM53 11H55V12H53ZM62 11V12H61ZM81 11V12H80ZM84 11V12H83ZM92 11V12H91ZM93 11H94V13H96V15L94 16V14H93ZM122 12V14L121 13H119V12ZM153 11V12H152ZM154 11H157V13H156V15L158 14V16L156 17L155 16V13H154ZM161 11H162V13H163V11H165L164 12V14H165V16L161 13ZM172 11V12H171ZM173 11L175 12H177V13H174L173 14ZM200 11H203V13H201ZM218 11V12H217ZM257 11V12H256ZM23 12V15L21 14ZM36 12V13H35ZM67 13V16H66V20H67V18H68V16L70 15H72L70 18H73V19H75V17L77 18V19H75V20H73V19H71V20H73V21H75L74 23H77L78 21V26L76 27L77 29L79 28L80 29V31H79V29L77 30L75 27H73V28H68V27H64V20L65 19H63V17H61V18H59L60 16H62V14H65V13ZM74 12V13H73ZM92 14H91V13ZM102 12V13H101ZM147 12H148V14H147ZM158 12H160L162 15H160V13H158ZM169 12V13H168ZM204 12H205V14H204ZM222 12V13H221ZM225 12V13H224ZM31 13V14H30ZM33 13L34 14H36V15H33ZM38 13H40V15H38ZM51 13V14H50ZM53 13H55L57 16H59L58 18H57V16L56 15H53ZM61 13V14H60ZM73 13V14H72ZM90 13V14H89ZM105 13L106 14H108L107 15V17H106V15H105ZM152 13V14H151ZM154 13V14H153ZM193 13V14H192ZM221 13V14H220ZM231 13H232V15H231ZM234 13V14H233ZM261 13L263 14V15H261ZM60 14V15H59ZM69 14V15H68ZM99 14L101 15V17H105V18H103V19H106L107 20V18H108V22L109 23H111V24H107L108 22H106L105 20H103L101 17L99 18V19H101V20H99L97 17H99ZM126 14V13H125ZM169 14V16L167 17L166 15H168ZM177 14V15H176ZM181 14V15H180ZM183 14V15H182ZM196 14H198V15H196ZM209 14V15H208ZM260 15V16H258V15ZM30 15V17H27V16H29ZM31 15H32V17H31ZM51 15H53V17L56 19H51V18H53V17H51V18H46L47 16H51ZM83 15V16H82ZM123 15V16H122ZM142 15H144V16H142ZM145 15L147 16V18L145 17ZM151 15V17H150V21H152V19H153V21L154 20H158V22L159 23H157V20L156 21H152V22H150L149 21V17L148 16H150ZM153 15H154V17H153ZM171 15V16H170ZM180 15V16H179ZM202 15V16H201ZM220 15V16H219ZM232 17H231V16ZM233 15L235 16V17H233ZM258 17H256V16ZM20 16V17H19ZM23 16V17H22ZM43 16V17H42ZM88 16L90 17V18H88ZM91 16H93V18L91 17ZM124 16H125V18L126 17H128L127 18V20L130 22V24L129 23H126V22H128L126 19H124ZM201 18H200V17ZM204 16H206V17H204ZM213 16V17H212ZM223 16V17H222ZM238 16V17H237ZM247 16V17H246ZM249 16H252V17H254V21H253V18L252 17H249ZM26 19H25V18ZM35 17V18H34ZM96 17V18H95ZM153 17V18H152ZM160 17V18H159ZM162 17V18H161ZM173 17H174V19H173ZM188 19H186V18ZM193 17V18H192ZM203 17V18H202ZM226 17H227V20H226ZM240 17V18H239ZM245 17V18H244ZM249 17V18H248ZM5 18V19H4ZM20 18H21V20H20ZM41 18V19H40ZM88 18V19H87ZM97 20V23L99 22H102L100 25L98 24H96V21H95V19ZM115 19V21H116V24H118V21L120 20V22L119 23H121V22H123L124 23V25L121 23V25H119V26H122L121 28L119 27V26H117L116 27V24H115V21H114V19ZM117 18V19H116ZM179 18V19H178ZM220 18V19H219ZM229 18V19H228ZM238 18V19H237ZM248 18V19H247ZM256 18V19H255ZM2 19V20H1ZM14 19V20H15ZM23 19V20H22ZM39 19H40V21L42 22H40L39 21ZM47 19V20H46ZM61 19V21H58V20H60ZM69 19V18H68ZM91 19H93V21L95 22H89V20H91ZM111 19V20H110ZM144 19V20H143ZM145 19H148V20H145ZM165 19V20H164ZM173 19V20H172ZM197 19V20H196ZM199 19V20H198ZM204 21H202V20ZM209 20V22H208V20ZM217 19V20H216ZM250 19V22H248L247 20H249ZM24 20H25V22H24ZM27 20V21H26ZM44 20V21H43ZM52 20H54V21H52ZM77 20V21H76ZM113 20V21H112ZM122 20V21H121ZM160 20V21H159ZM164 20V21H163ZM174 20L177 22H174ZM187 20V21H186ZM190 20V21H189ZM196 20V21H195ZM222 20V21H221ZM235 20V21H234ZM242 22H241V21ZM30 21H31V23H30ZM53 22V23H51V22ZM63 21V22H62ZM105 21V22H104ZM146 21H147V23H148V21L150 22V23H152V24H147L146 23ZM161 21H162V23H161ZM182 21H183V23H182ZM186 23H185V22ZM201 21V22H200ZM238 21V22H237ZM22 24V22H23V26H24V24H28L29 23V25H31L29 28H31L34 32H31L32 30L30 29V32L29 31H27L26 32V34H28L29 36H31V39H30V37L28 38V39H26V38H24V41L22 40L23 38H21V37H26V34L24 35V36H22L23 34H20L21 32L20 31H18L17 32V29L19 28V29H21V24ZM34 24H33V23ZM35 22H37L36 24H35ZM39 22H40V25H39ZM47 22V23H46ZM51 23V25H50V23ZM57 22V23H56ZM87 22H89L90 24H87ZM104 22V23H103ZM143 22H145L144 23V25H146L145 27L147 28V29H144V25H143ZM155 22L157 23L156 24V26H155ZM199 22V23H198ZM235 23V24H233V23ZM44 23H46V24H44ZM55 23V24H54ZM60 23H63V25H62V27L59 25ZM82 23H83V25L85 26V24H87L88 26H89V28H87L88 26H86V29H87V31H88V29H90V27L93 25V27H91L92 28V30L90 29L89 31H91V32H89L90 33V40H92L91 42L90 41H88V37H85V35L87 36V31H85L86 29L85 28H83L84 26L82 25ZM106 23V27L105 26H103V24H105ZM113 23V24H112ZM126 23V24H125ZM154 23V24H153ZM161 23V24H160ZM174 23H175V25H177V27H178V30L176 29V26H174ZM180 23V24H179ZM189 23H191V25L189 24ZM199 25H198V24ZM202 23H204L203 25H202ZM208 23V24H207ZM226 23V24H225ZM228 23V24H227ZM240 23L243 25H240ZM257 23V25H255V24ZM47 24L49 25V26H47ZM79 24H80V26L82 25V27H80L79 26ZM96 25V27H97V31H96V29H95V25ZM115 24V25H114ZM169 26V29H167V31L166 30H163V28L164 29H166V27H168L167 25ZM170 24V25H169ZM171 24H172V26H171ZM182 24H184V25H182ZM186 24H188V25H186ZM207 24V25H206ZM220 24H221V26H220ZM223 24V25H222ZM253 24H254V26H253ZM6 25V26H5ZM42 25L44 26V28L47 26L50 30L48 31V28L46 29V30H44V29H41V27H42ZM46 25V26H45ZM57 25H59L60 27L57 29V26L55 27V26ZM112 25V26H111ZM118 29V27H119V29L120 30H122L123 28V30H125L126 28H127V26H128V29H129V33H130V35H129V33H126L125 35H126V37H128V35H129V38H126V40H124L125 38V35L123 34V35H121L120 33L121 32H123V30L119 33V31L120 30H117L116 28L114 29V28H112L111 29V27H114V26ZM131 25H133V26H131ZM142 25H143V28H142ZM149 25H151L152 26V28H154V29H152L151 27L150 28H148V26ZM165 25H166V27H165ZM182 25V26H181ZM186 25V26H185ZM200 25H202L201 27L203 28V29H201L200 28ZM210 25V26H209ZM216 25V26H215ZM237 25V26H236ZM22 26V27H23ZM32 26H33V28H32ZM110 26V27H109ZM124 26H126V28L124 27ZM155 26V27H154ZM174 26V27H173ZM180 26V27H179ZM190 26H192L191 28H188V27H190ZM198 27V28H196V27ZM205 26H207L206 28H205ZM208 26H209V28H208ZM213 26H214V28H215V31H217L216 29H219V31H217V33L216 34H219V35H216L215 36V31H214V29H213ZM217 26L218 27H222L221 29L220 28H217ZM223 26H225V27H223ZM249 26V27H248ZM257 27V29L254 31L253 30V28L252 29H248V28H251V27ZM259 26L261 27V29L259 28ZM14 27L15 28H17V29H14ZM35 27V28H34ZM53 28V30H52V28ZM55 27V28H54ZM104 27V28H103ZM107 27H109L111 30H112V32L111 33H109L110 31H109V28H107ZM131 28V30H130V28ZM138 27V28H137ZM158 27H160L159 29H158V31H157V28ZM234 27V28H233ZM237 29H236V28ZM43 28V27H42ZM60 28H61V30H60ZM62 28H67V32L69 31V34H71V35H77L78 37L75 39L74 38V40H78L77 41V43H79V44H76V43H74V44H71V43H73V42H71V40L72 41H74L73 40V37L74 36H71V40L69 39V38H65L64 36H66V37H70V35L68 34L67 35V32L66 31H63L64 29H62ZM82 28L84 29V31H83V34H81V32H82ZM99 28L101 29V31L99 30ZM105 28H107V29H105ZM173 28H175V30H173ZM179 28H180V31H179ZM196 28V29H195ZM211 28V29H210ZM226 29V31L228 32H225V29ZM228 28V29H227ZM239 28V29H238ZM244 28H247V29H245L244 30ZM263 28V29H262ZM38 31H37V30ZM55 29H57L58 31H56ZM70 29V30H69ZM71 29H74V30H72V32H74V33H72L71 32ZM102 29H103V31H102ZM104 29H105V32H104ZM132 29H134V31H136L135 33H134V31L132 30ZM137 29L139 30V31H137ZM145 30V32L143 31V30ZM149 29V31L147 32V30ZM150 29H151V34H149L150 33ZM194 29V30H193ZM206 29V30H205ZM208 29H210L211 31L209 32L208 31ZM213 29V30H212ZM224 29V30H223ZM229 29H231V30H229ZM236 29V30H235ZM241 29H242V32H241ZM260 29V32H258V30ZM43 31V32H41V31ZM76 30L77 31H79L80 33H77L76 32ZM114 30H115V32H114ZM127 30V29H126ZM126 30H125V32H126ZM187 30H188V32H187ZM189 30H191V31H189ZM202 30H204V31H207L206 33H204ZM250 32H248V31ZM251 30V31H250ZM253 30V31H252ZM51 31H52V33H51ZM54 31H56V32H58L59 34L61 33V35H63L64 33L63 32H66V34H64V36L62 37V38H65V40L64 39H60V38H58V37H60L61 35H59V36H55L56 34H55V32ZM97 33H96V32ZM99 31V32H98ZM116 31H118V33L120 34H118V35H116L117 33H116ZM157 31V32H156ZM172 33H171V32ZM173 31H174V33L175 34H177L178 32H180V33H178V35H175V34H173ZM196 31H197V33H196ZM214 31V32H213ZM224 32L226 35H228L229 34V31H230V36L226 39L225 38V35H224V33H222V32ZM231 31L232 32H234V33H231ZM247 31V34L246 33H244V32H246ZM10 32H13L12 33V35L14 36L13 38H10V37H12V35H11V33ZM15 32V33H14ZM41 32V33H40ZM46 32V33H45ZM48 32H49V34H48ZM54 32V33H53ZM71 32V33H70ZM87 34H86V33ZM96 33V35L98 36V38H97V36L96 35H93L92 36V33ZM102 32V33H101ZM108 32V33H107ZM124 32V33H125ZM127 32H128V30H127ZM137 32H142V34H143V32L144 33H147V34H149L148 35V37H147V34H145L144 36H142V34H140L139 35V33H138V36H140V38H138V36L136 35L137 34ZM152 32H153V34H155V35H157V36H159V34L162 32V37H161V34H160V37H157V36H155V35H153L152 34ZM167 32H169V33H167ZM186 32V33H185ZM239 32V33H238ZM30 33V34H29ZM33 33V34H32ZM36 33V34H35ZM40 34V36H39V34ZM51 33V34H50ZM58 33H57V35H58ZM77 33V34H76ZM93 33V34H94ZM103 33H105V35L103 34ZM109 35H112L111 37H112V39L107 35V34ZM113 33H116V34H113ZM166 33H167V35H166ZM183 33H184V35H183ZM211 33V34H210ZM214 33V36L212 35ZM20 34V35H19ZM34 34H35V36H37V38L34 36ZM47 35L49 38H48V41H47V39L46 38H44L43 37V35ZM53 34V35H52ZM85 34V35H84ZM99 34V35H98ZM132 34H134V36H135V39H134V36L132 35ZM171 34L173 35L172 37H171ZM180 34V35H179ZM182 34V35H181ZM185 34H186V36H185ZM190 34H191V36H190ZM194 34V35H193ZM199 34H202V36L201 35H199ZM205 34V35H204ZM236 34H241L239 37H238V35H236ZM250 34H252V35H254L253 37H251L250 36ZM258 34H259V38L257 37L258 36ZM54 36L55 38H56V40H61V42H62V44H64V45H62V46H64V47H62L61 46V43H59L58 41L56 42L55 41V38H54V45H53V41L51 42L49 39H52L53 40V38L51 37V36ZM82 35V38L80 37ZM84 35V36H83ZM102 35V36H101ZM152 35V36H151ZM170 36V38L172 39H170L169 38V36ZM174 35H175V37H174ZM188 35V36H187ZM198 35V36H197ZM207 35V36H206ZM209 35V36H208ZM244 35V36H243ZM249 35V36H248ZM257 35V36H256ZM9 36V37H8ZM16 36H17V39H16ZM18 36H20V39L22 40L21 42L22 43H20V39L18 40ZM46 36V37H47ZM88 36H89V34H88ZM95 36H96V38H95ZM105 36H106V38H105ZM115 36H120L121 38H120V41L121 42H119V41H117V39L119 40V38L118 37H116L117 39H115ZM124 36V37H123ZM149 36H151L150 38H149ZM167 36V37H166ZM193 36V37H192ZM204 36V37H203ZM214 38H213V37ZM219 37V38H216V37ZM241 36H243V40H240L241 39ZM2 37H3V39H2ZM5 37V38H4ZM32 37H35V38H32ZM76 37V36H75ZM80 37V38H79ZM93 37V38H92ZM102 38V39H106V41H102V39H100V38ZM123 37V38H122ZM144 39H143V38ZM166 37V38H165ZM186 39H185V38ZM196 37V38H195ZM199 37V38H198ZM207 37V38H206ZM209 37V38H208ZM211 37V38H210ZM224 37V38H223ZM8 38H10L9 40H8ZM15 38V39H14ZM40 38V39H39ZM42 38V39H41ZM79 38V39H78ZM114 38V39H113ZM131 38H133V42L131 41L132 39ZM148 38H149V40H148ZM156 38V39H155ZM164 39V41H163V39ZM176 38H178V39H176ZM198 38V39H197ZM204 38V39H203ZM220 38H222L223 39V41L220 39ZM252 38H254V42H252L253 41V39ZM14 40V42H12V40ZM33 39V40H32ZM41 40L40 42L39 41H37V44L38 43H41V44H35V42H36V40ZM43 39H45V44H47V43H49V42H51L50 44H52V45H46V46H50V47H52V49L51 48H49V50L47 49L48 47H45L44 46V40ZM82 39V40H81ZM85 41H84V40ZM86 39H87V41H86ZM94 39V40H93ZM96 39H97V41H96ZM98 39H99V41H100V43H98L99 41H98ZM110 39V40H109ZM127 39H129V40H127ZM151 39V40H150ZM153 39L155 40V41H153ZM158 39H159V41H158ZM167 39V40H166ZM175 39H176V41H175ZM183 39H185V40H183ZM192 39V40H191ZM197 39V40H196ZM244 39H245V42H244ZM8 40V41H7ZM17 40H18V42L20 43H17ZM30 42H28V41ZM30 40H32V41H30ZM64 40V41H63ZM67 40H68V42H69V44H70V47L71 48H75V49H72L74 52H76L78 49V51L76 52V53H74L72 50H71V52H73L74 53V55H76V56H70L71 54H68L69 53V51L68 50H66L67 48H69V44H67L68 42H67ZM80 40L81 41H84V44L82 43V42H80ZM114 40V41H113ZM138 40H139V42H140V44H139V42H138ZM156 40H157V43L158 42H160L161 44H157L156 43ZM161 40H162V42H161ZM165 40L168 42H166L165 43ZM171 40V41H170ZM174 40V41H173ZM188 40H190L189 42H188ZM199 40V41H198ZM218 40V41H217ZM219 40L221 41V42H219ZM230 40H232L231 42H233V43H231L230 42ZM240 40V41H239ZM249 40V41H248ZM250 40H251V42H250ZM256 40H258V41H256ZM261 40V41H260ZM11 41V42H10ZM43 41V42H42ZM76 41H74V42H76ZM107 41H108V43L109 44H107L108 45V47L107 46H104V45H106V43H107ZM110 41V42H109ZM124 41H128L127 43L126 42H124ZM149 41H152L151 43H148ZM179 41H181V43L179 42ZM192 41V42H191ZM230 43V44H228V42ZM242 41V42H241ZM248 41V42H247ZM15 42L17 43V44H15ZM25 42V43H24ZM28 42V44H26ZM34 44H33V43ZM55 42H56V44H57V46H59V44H60V46L59 47H56L55 46ZM64 42H66V43H64ZM71 42V43H70ZM92 42H94V43H92ZM96 42V43H95ZM104 42V43H103ZM114 42H116V43H114ZM122 42H124L123 44H122ZM143 42V45H145L144 43H146V45L149 47V49H148V47H146V46H144L146 49H148L149 51L150 50H152V51H150V52H148V50H145V51H141V50H143V49H145L144 47H143V45L141 44ZM153 42H155L156 43V45H158V46H156V45H153ZM165 44H164V43ZM170 42H171V44H170ZM174 42V43H173ZM182 42H184V44L182 43ZM195 42V43H194ZM236 42V43H235ZM9 45H8V44ZM12 43V46H10V44ZM14 43V44H13ZM32 43V44H31ZM92 44V46L93 45H95V46H93V47H91V44ZM111 43V44H110ZM120 43H121V46H120ZM126 43V44H125ZM136 43H137V45H138V47H137V45H136ZM154 43V44H155ZM176 43H178V44H176ZM208 43H209V45H208ZM213 45H215L214 47L212 46V44ZM217 43V44H216ZM222 44L221 45V49H220V44ZM239 43V44H238ZM244 43V44H243ZM246 43V44H245ZM21 44H22V46H21ZM23 44H25V45H23ZM43 44V45H42ZM101 44V47H103V48H99V45ZM115 44H117V46H116V48H115ZM129 44L130 45H133L132 47H135L134 49H139V47H140V51L137 49L136 51L133 49L132 50V47L130 48L129 47ZM136 46H135V45ZM150 44H152V47L150 46ZM162 44H163V46L164 47H167V49L169 50V51H167L166 50V48H165V50H164V48H161L162 47ZM183 44V45H182ZM194 44V45H193ZM197 44V45H196ZM225 44V45H224ZM231 44H233L235 47H233V45H231ZM248 44V45H247ZM251 44V45H250ZM8 45V46H7ZM15 45V46H14ZM18 45H20V46H18ZM34 45H35V47H34ZM68 45V46H67ZM75 45L77 46V47H79V46H81L82 45V48H85V49H82V48H77V47H75ZM83 45H85V47H83ZM98 45V46H97ZM113 45V46H112ZM124 45H126V47H124ZM174 45H178V46H175L174 48L175 49H173V46ZM179 45H181V46H179ZM190 45V46H189ZM201 45V46H200ZM208 45V46H207ZM227 45V46H226ZM229 45V46H228ZM242 45H244V46H246L247 48H244V46H242ZM2 46V47H1ZM26 46V47H25ZM30 46V48H28ZM37 46H39V47H37ZM86 46L89 48V50H88V48H86ZM111 46V47H110ZM119 46H120V48L121 47H124L123 48V50H122V48H121V50H120V48H119ZM128 46V47H127ZM153 46H156L157 47V50L158 51H155L156 49H155V47L153 48ZM159 46H161L160 47V50L161 51H159ZM170 46H172V47H170ZM187 46V47H186ZM198 46V47H197ZM209 46H210V48H213V49H210L209 48ZM212 46V47H211ZM224 48H223V47ZM3 47H5V48H3ZM17 47V51L20 49V50H25L26 49V52L25 53H28L29 51L31 52V49H32V51H34L36 48H38L37 49V51L38 50H40V51H42L44 54H45V56H44V54L42 53V52H37L36 50H35V52H34V54H33V56H35L34 57V59H33V56L30 58V56H29V61H30V64H29V62L28 63H26V65L27 64H29V65H27L26 66V68H23L24 67V65H21V66H17V63H18V60H17V57H13L12 56V53H10V55H9V52H11L12 50V52L14 53V56L17 54L18 56H19V54L20 55H22V52H23V50H22V52L20 51V53H19V51L17 52V53H15L16 52V49H15V51H14V48H16ZM18 47H20V48H18ZM23 47V48H22ZM33 47V48H32ZM40 47H45L47 50H45L46 52H47V55H48V57H47V55H46V52H44V49L43 48H40ZM56 48V50H57V48H59L57 51L55 50V48ZM61 47V48H60ZM141 47H143V48H141ZM183 49V51H182V49ZM188 47H197L196 49L197 50H199V51H201V52H205V54H204V57L203 56H201V55H203V53H201V55H197V54H190L189 52H188ZM205 47H206V49H205ZM228 47V48H227ZM7 48H9V50H7ZM13 48V49H12ZM94 48V49H93ZM97 49V51H96V49ZM104 48L106 49V51H104ZM110 48H112V49H110ZM117 48H119V49H117ZM151 48V49H150ZM171 48H172V50H171ZM199 48V49H198ZM4 49V50H3ZM29 49V50H28ZM51 49V50H50ZM54 49V50H53ZM64 49V50H63ZM108 49V50H107ZM127 49H129V50H131L132 52H130L129 50L127 51ZM155 49V50H154ZM163 49V50H162ZM178 49V50H177ZM205 49V50H204ZM6 50V52L7 53H5L4 51ZM28 50V51H27ZM53 50V51H52ZM61 50L62 51H64V53H65V51L67 52V54L65 53V55H67V56H65L64 55V53L62 54V52H61ZM87 50V51H86ZM92 52H91V51ZM94 50V51H93ZM109 50H112V51H109ZM117 51L118 53H116L115 54V51ZM126 50V51H125ZM155 52H154V51ZM173 50H177L175 53L173 52ZM204 50V51H203ZM222 50H225L224 51V53H223V51ZM237 50V52H235ZM55 51V55H56V52H57V55H56V57H54V56H52V54H53V52ZM82 51V52H81ZM89 51V52H88ZM95 51L96 52H98V53H95ZM104 51V52H103ZM107 51H109V52H107ZM123 53V54H120L121 52ZM124 51V52H123ZM164 51H167L168 52V54H170L169 56H168V54H164L163 52ZM181 51V52H180ZM185 51L186 52H188L187 54H189V55H186L185 54ZM210 51V52H209ZM213 51V52H212ZM216 51H218V52H216ZM220 51V52H219ZM222 51V52H221ZM230 51V54L228 53ZM243 53H241V52ZM23 52V53H24ZM37 52V53H36ZM51 52V53H50ZM80 52H81V54H80ZM83 52H85V54L87 53V55H86V59L88 60V58L87 57H92L93 58V60L96 58H98V56L100 55L101 57H103L105 60H107L108 62H106L105 63V66L106 65H108L109 66V68H108V66H107V68H105V66H104V68L102 67L101 68V71H99L98 69V71L96 70V69H94L95 67H94V65H91V64H88L87 66H86V69H89V71L91 72V73H93V71L94 70H96L97 72H95V79H96V83L95 82H93L92 83V87L94 88V90L92 89V87L89 85V88L88 89H85V88H87L88 86L87 85H85V86H83L84 87V89H83V87H79V88H77V92H79L81 95H84L83 97L84 98H86V99H84V98H82L81 97V95L79 96V97H74L73 99H69L70 97L72 98V96L70 95L71 94V91H68L69 90V87H65V88H68V90H65V88L63 87V85L64 84H62V82L60 81V76H61V74H60V70L62 69V68H64L66 65H68L69 64V62L71 61H73V63L74 64H77V65H79V64H82L83 62H86L87 60L85 59H82V58H84V55L82 54ZM93 52H94V54H93ZM106 52V56L105 55H103L104 53ZM128 52V56L126 55V53ZM143 52V53H142ZM146 52V53H145ZM147 52H148V54H149V56L152 54V57H151V59H153L152 61H151V59H150V61H149V59L146 57V56H148V55H145V54H147ZM153 52V53H152ZM158 54H157V53ZM166 52V53H167ZM172 52H173V56H172ZM25 53L22 55V56H20V58L21 57H25ZM36 53V54H35ZM39 53V54H38ZM44 56H42L41 54ZM72 53V54H73ZM77 53H78V55H82V56H79L78 57V55H77ZM136 53H139V54H137V56H136ZM141 53V54H140ZM145 53V54H144ZM177 53L180 55L179 56V58H177L178 57V55H177ZM184 53V54H183ZM209 53V54H208ZM217 53H219L218 55H217ZM221 53H222V55H221ZM238 53V54H237ZM5 54H7L8 56H5ZM53 54V55H54ZM58 54H60L59 56H58ZM91 54H93V55H91ZM113 54V55H112ZM118 54H120V57H118L119 55ZM134 56H133V55ZM143 54V55H142ZM155 54V55H154ZM157 54V55H156ZM241 54V55H240ZM39 55V56H38ZM51 55V56H50ZM91 55V56H90ZM98 55V56H97ZM124 55L126 56L125 58H124ZM140 55V56H139ZM145 55V57H143L144 58V60L146 59V61H144V60H142L143 58H142V56H144ZM167 55V56H166ZM175 55H177V56H175ZM211 55H212V57H211ZM217 55V56H216ZM230 55V56H229ZM236 55H237V57H236ZM2 56H3V58H2ZM5 56V57H4ZM36 56H37V58L39 57V59L42 57V60L44 61H40V60H38V59H36ZM41 56V57H40ZM49 56L51 57V58H49ZM116 56V57H115ZM139 56V57H138ZM185 56V57H184ZM188 56V57H187ZM218 56H220V57H218ZM227 56H229V57H227ZM12 57H13V59H15L16 60V63H15V60H13L12 59ZM156 57V58H155ZM168 59H167V58ZM183 57V58H182ZM190 57V58H189ZM211 57V58H210ZM218 57V58H217ZM232 57V58H231ZM45 58V59H44ZM55 58V59H54ZM80 59V61H79V59ZM115 60H114V59ZM117 58H118V62L116 61L117 60ZM137 58V59H136ZM174 58V59H173ZM185 58V59H184ZM186 58H189L188 60L186 59ZM219 58H222V61L219 59ZM226 58V59H225ZM229 58H231L230 59V63L232 62V65H229ZM10 59H11V61H10ZM19 59V58H18ZM36 59V60H35ZM48 59H49V61H51L52 60V62H50L49 64H45V62L47 63V62H49L48 61ZM56 60L57 61V63H55L56 61H54V60ZM123 59V60H122ZM169 59H170V61H169ZM171 59H173V60H171ZM177 59H178V61H177ZM180 59H182V60H180ZM191 59H192V61H191ZM210 59V60H209ZM13 60V61H12ZM32 60H34V62H37V63H35L34 64V62L32 61ZM84 60V61H83ZM114 60V61H113ZM120 60V61H119ZM141 60V61H140ZM155 60V62H153ZM174 60H176V62H174ZM185 60H186V62H185ZM1 61L2 60H0V64H2L1 63ZM43 62V63H40V62ZM78 61V62H77ZM134 61V62H135ZM149 61V62H148ZM204 61H205V63H204ZM226 61V62H225ZM239 63H237V62ZM14 62V63H13ZM66 62V63H65ZM112 62V63H111ZM118 64H117V63ZM121 62H122V64H121ZM145 62V63H144ZM147 62V63H146ZM185 62V63H184ZM193 62H195V64L193 63ZM196 62H197V64H196ZM222 62H224V64L222 63ZM32 63V64H31ZM52 63H55V64H52ZM62 63V64H61ZM136 63V62H135ZM183 65H182V64ZM227 63V64H226ZM237 63V64H236ZM10 64H13V65H11V69H9L10 68ZM50 64H52V66L50 65ZM58 64V65H57ZM59 64H60V67H59ZM110 64V65H109ZM121 64V66H119ZM156 64V63H155ZM31 65V66H30ZM33 65V66H32ZM35 65H36V67H35ZM38 65V66H37ZM39 65H40V68H39ZM53 65H55V66H53ZM90 65H91V67H90ZM112 65V66H111ZM169 65H167V67L169 66ZM243 65V66H242ZM16 66V67H15ZM28 66H30L31 68H29ZM46 66H48V67H50V68H48V69H46L47 67ZM111 66V67H110ZM114 66V67H113ZM115 66H116V68H115ZM119 66V70H117V67ZM235 66V67H234ZM238 66V67H237ZM5 67H7V68H5ZM17 67H18V69H17ZM29 68V71L31 70V73L29 74V77L30 78H33V79H31V80H33V82L34 83H36V84H34V83H32V82H29V81H31V80H24V81H20L22 78L24 79V77L25 76H21V75H23V71H27V69ZM41 67H46L45 69V73H46V75H45V77L43 76V77H38V76H35L36 74H40V75H42L41 73L44 71V68H41ZM54 68V69H52V68ZM89 67V68H88ZM113 67V69H111ZM167 67H166V69H167ZM1 68H3V69H1ZM15 68V69H14ZM20 68H22V69H20ZM39 70H38V69ZM60 68V69H59ZM121 68V69H120ZM239 68H241L240 70H238ZM246 69V72H244L245 71V69ZM5 69V70H4ZM7 69V70H6ZM9 69V70H8ZM24 69V70H23ZM26 69V70H25ZM42 69V70H41ZM105 70V74H104V76H103V72H104V70ZM108 69L110 70V71H108ZM244 69V70H243ZM247 69H249V70H247ZM14 70V71H13ZM18 70V71H17ZM33 70V71H32ZM37 70H38V72H37ZM48 70H50V74H49V71ZM56 70V71H55ZM63 70V69H62ZM102 70H103V72H102ZM114 70V71H113ZM3 71H5V72H3ZM12 71V72H11ZM40 71V72H39ZM42 71V72H41ZM58 71V72H57ZM88 71V72H89ZM119 71V72H118ZM234 71V72H233ZM239 71V72H238ZM243 71V72H242ZM22 72V73H21ZM33 72H34V75H33ZM109 72V73H108ZM112 72V74H110ZM118 72V73H117ZM242 73V74H239V73ZM5 73V74H4ZM13 73H14V75H13ZM15 73H16V76L18 77H16L15 76ZM44 73V74H45ZM47 73H48V75H49V77H48V75H47ZM54 73V75L53 76H51L52 74ZM96 73L98 74V75H96ZM121 73V74H120ZM173 72H170L169 74H168V78H170V79H172L173 77V79H175V80H177V82H179V84H181V83H185V80L184 79H182V78H180L181 79V81H180V79L179 78H175V76H173V75H175V73H173ZM9 74V75H8ZM19 76H18V75ZM43 74V75H44ZM172 74V75H171ZM4 75H6V76H4ZM12 75V76H11ZM108 75V76H107ZM116 75V78H114V76ZM1 76H3V77H1ZM15 76V77H14ZM21 76V77H20ZM33 76H35V78L33 77ZM50 76H51V79L52 80H50ZM100 76V77H99ZM173 76V77H172ZM37 77V78H36ZM99 77V78H98ZM172 77V78H171ZM2 78V79H1ZM10 78V79H9ZM11 78L13 79L12 81H11ZM16 78H17V80H16ZM20 78V79H19ZM46 80H45V79ZM54 78H56V79H54ZM112 78H114V79H112ZM9 79V80H8ZM25 79H28V75H26V77H25ZM35 79V80H34ZM38 79V80H37ZM54 79V80H53ZM106 79H107V81H106ZM109 79L111 80H113V81H109ZM1 80H2V82H1ZM7 80V81H6ZM18 80H19V82H18ZM52 81V82H50V81ZM56 80V81H55ZM167 81H170L169 79H166ZM5 81L7 82V84L5 83ZM18 82L17 83V85H12V84H15V82ZM44 81H45V83H44ZM53 81H55V82H53ZM105 83H104V82ZM167 81L165 82L166 84V86H167ZM183 81V82H182ZM8 82H10V84H8ZM23 82V83H22ZM41 82H43V83H41ZM59 82V83H58ZM61 82V83H60ZM103 82V83H102ZM112 82V83H111ZM12 83V84H11ZM21 83V84H20ZM31 83L32 85H31V89L29 90V88L28 89H25L26 87L25 86H23L24 84H26V85H29V84ZM41 85H40V84ZM133 83H135V81H133ZM183 83V84H184ZM38 84L40 85V86H38ZM47 84V85H46ZM49 84V85H48ZM59 84V85H58ZM99 86H98V85ZM137 83H135L134 85H136ZM196 84V83H195ZM18 85H20V86H18ZM36 86L35 88L33 87V86ZM43 85H45V86H43ZM53 85V86H52ZM57 85V87H55V86ZM60 85H62V87L60 86ZM108 85V86H107ZM111 85V86H110ZM5 86V87H4ZM12 86V87H11ZM14 86H17L16 88L18 89H16L15 90V87ZM23 86V87H22ZM41 86H43V87H45L44 88V92H46V89L49 91V90H51V91H49V93L48 92H46V94L48 93V96H50L49 94H52L51 95V97H46V95H42V94H44V92H40V87ZM48 86V87H47ZM95 86V87H94ZM103 86V87H102ZM10 87L11 88H13V90L11 89V91H10ZM23 88V90H24V93L23 92H21V91H23V90H21L22 88ZM38 87V88H37ZM50 87V88H49ZM60 88V89H57V88ZM3 88V89H2ZM5 88V89H4ZM7 88H9V89H7ZM19 88H21L20 90H19ZM33 88V89H32ZM38 89V90H37ZM43 88L41 87V90H42ZM55 91V94L53 93L54 91ZM57 89V90H56ZM78 89H80V90H82V93H81V91L80 90H78ZM90 89H92L93 91H90ZM7 90H9V93H8V91ZM16 92H15V91ZM29 90V93H27V92H25V91H28ZM31 90L35 93V94H38V96L40 97V95H41V99L39 98V97H36L37 95H35L34 96V94H33V92H31ZM58 90H60V92L58 91ZM65 92H64V91ZM86 90V91H85ZM88 90V91H87ZM107 90V91H106ZM111 90V89H110ZM218 90V91H217ZM216 90V92H214V95L215 96H220L218 93H222L220 90L221 89H217ZM230 89H226L225 91H229ZM7 91V92H6ZM12 91H14L16 94V96H17V93H18V91H20L19 92V94H18V97L19 98H21L20 99V101H19V103H18V100L16 101V104L17 105H14V103H15V100L13 101V99H11L12 97H14L15 95H13L14 94V92H12ZM67 91V92H66ZM83 91H84V93H83ZM230 91H232V90H230ZM229 91V92H230ZM10 92H12V93H10ZM57 92V93H56ZM4 93V94H3ZM23 93V94H22ZM30 93H32L33 94V96H32V94H30ZM62 93V94H61ZM67 93V95H65V94ZM68 93H70L69 95H68ZM3 94V95H2ZM9 94H12L13 96L11 97ZM22 94V95H21ZM24 94H26V95H24ZM27 94H29V95H31V96H28ZM57 94V95H56ZM60 96H59V95ZM6 95H8V97L6 96ZM54 95V96H53ZM58 96L59 97V99L56 97V96ZM61 95H62V97H61ZM86 95V96H85ZM107 95V96H106ZM22 96V97H21ZM28 96V97H27ZM44 98H47L46 100L44 99V100H42L43 99V97ZM53 96V97H52ZM105 96L107 97V98H105ZM213 96V95H212ZM11 97V98H10ZM23 97H25L24 99H23ZM30 97V98H29ZM31 97H33V99L31 98ZM35 97V98H34ZM87 97L89 98V99H87ZM125 98V100H127L126 98H128L127 97V95H125L124 96ZM239 97V96H238ZM238 97L236 98L237 100H239L238 99ZM3 98L5 99V100H3ZM11 99V101H13V103L10 101V99ZM16 98V97H15ZM38 98V99H37ZM49 98V99H48ZM51 98V99H50ZM54 98H56V99H54ZM62 98V99H61ZM104 98L105 99H107L106 101H108V103H104V102H106V101H104ZM208 97H206V99H207ZM211 98V96L208 98V100ZM8 99V100H7ZM70 100L69 102H66V100ZM78 99H80L81 101H82V99H84L83 101H82V104H81V102H80V100L78 101ZM115 99V98H114ZM3 100V101H2ZM26 101V102H24V101ZM29 100H30V102H29ZM37 101V100H42V104H40V103H38V102H33L32 103V105H31V102L32 101ZM50 100H52L51 102H48V101H50ZM63 100V101H62ZM86 100V101H85ZM89 100V101H88ZM101 100H103V101H101ZM115 100H117V99H115ZM236 100V105H235V107H238V106H240V104H243L242 103V100H239V102ZM7 101V102H6ZM8 101H10V102H8ZM28 101V102H27ZM43 101H44V103L46 104V105H43ZM46 101V102H45ZM58 101V102H57ZM62 101V102H61ZM73 101H75V102H72ZM204 101V100H203ZM240 101H241V103H240ZM5 102V103H4ZM23 102V103H22ZM71 102V103H70ZM79 102V103H78ZM90 104H89V103ZM102 102V103H101ZM205 102V101H204ZM4 103V104H3ZM8 103V105H5V104H7ZM11 105H10V104ZM20 103H22V104H20ZM30 103V104H29ZM38 103V104H37ZM50 103V105H48V104ZM57 103H59V104H57ZM78 103V104H77ZM85 103H88V105L86 106L85 105V107H84V104ZM110 103V104H109ZM238 103H240V104H238ZM245 103V102H244ZM19 104V105H18ZM25 104L27 105V108L29 107L30 108V110H33L34 108H35V106H36V108L34 109V111H28L29 109H26L25 108ZM28 104H29V106H28ZM55 104H57V106L59 105L60 106V109H59V106L57 107ZM63 104H65V105H63ZM77 104V105H76ZM79 104H81V105H79ZM102 104H103V106H102ZM106 104H107V106H106ZM24 105V106H23ZM34 105V106H33ZM41 105H43L41 108H38V107H40ZM67 105V106H66ZM69 105V106H68ZM76 105V106H75ZM27 110V111H25L24 110V108ZM38 106V107H37ZM53 106H54V108H53ZM65 106H66V108H65ZM70 106H72L74 109H76V107H78L77 109H76V111L78 112V114H77V112H75V110L74 109H71L72 107H70ZM75 106V107H74ZM104 106H106L105 108H106V111L105 110H103L102 109V107L104 108ZM128 106H132V105H130V104H128ZM223 106H225V107H223ZM222 107H221V109H222V111L223 112H225L226 110L228 111V112H231V111H235L236 109H234L235 107L234 106H230V109L229 108H227V107H229V106H227V105H223ZM227 106V107H226ZM5 107V108H4ZM18 107H20V109L22 110V114H23V112L25 111V115H24V117H26V118H24V122H26V123H28L26 120L27 119H29V117L31 118V115L33 116V120L31 119L30 120V122L33 124V122H34V125H31V130L30 131H32L33 130V127L35 126V124H36V122L38 121L39 122V124L41 125H39L38 123H37V126L39 125L40 126V128L39 127H37V129L36 130H38V131H40V133L38 132V134H42V133H44L45 131V133H44V137H46V139H44V137L43 136H40L41 138V141H39L40 139H38L37 140V138H39V135L38 134H36L37 135V138H36V142L39 144V146H38V144L37 143H35L34 141H35V139H29V132H26V130L24 131V128L22 129V128H20L21 126L19 125V124H21L22 126L24 125L25 127H26V123H20V122H22L23 121V115H21V111H20V109L18 108ZM46 107H48L47 108V111H49L48 112V114H47V112H46ZM62 107V108H61ZM64 107V108H63ZM68 107H69V109H68ZM194 107H196V106H194ZM16 108H18V109H16ZM33 108V109H32ZM38 108V109H37ZM42 108H45V110L44 109H42ZM85 109V111H83L82 112V110H84ZM88 108V109H87ZM112 109V111L111 112H109L111 109ZM204 109V107H200V109H198V114L199 115H201V112L203 111V109ZM232 108V109H231ZM10 109V110H9ZM12 109V110H11ZM16 109V110H15ZM41 109H42V111H41ZM49 109H53V110H49ZM56 109V110H55ZM65 109H68V110H65ZM79 109H81V111L79 110ZM108 109V110H107ZM197 109V108H196ZM18 110V111H17ZM46 112V115H47V117L45 116V112ZM59 112H58V111ZM202 110V111H201ZM40 112V114H39V116H38V112ZM52 111V112H51ZM57 111V112H56ZM66 111H69L68 112V114H66ZM70 111H71V114H70ZM102 112V115H101V112ZM108 111V112H107ZM205 111V110H204ZM203 111V112H204ZM2 112H4V114H2ZM6 112H7V114H6ZM9 112H10V115H9ZM12 112H14V114H12ZM15 112H16V114H15ZM26 112H28V114H26ZM36 112H37V114H36ZM79 112H80V114H79ZM81 112H82V114H81ZM104 112H106V115L108 114V117H106V115L104 114ZM227 112V113H228ZM44 116H43V115ZM206 114V116L208 115L207 114V111H205L204 112V114L203 115H205ZM12 115H14L13 117H14V119H13V117H12ZM20 116L21 115V118H19L18 116ZM26 115H28V116H26ZM37 115V117H35ZM49 115V116H48ZM51 115V116H50ZM68 115V116H67ZM77 115H80V116H77ZM94 115L96 116V117H94ZM5 116H6V118H5ZM19 118V119H21V120H19L17 117ZM43 116V117H42ZM69 116H73L72 117V119H71V117H70V119L71 120H69ZM75 116H76V118H77V120H75ZM102 116V117H101ZM9 117V118H8ZM28 117V118H27ZM39 117V118H38ZM48 118L47 120L45 119V118ZM80 117H81V120H80ZM83 117V118H82ZM2 118V119H1ZM9 119L8 120V124L9 125H7L6 123H7V120H5V119ZM35 118V119H34ZM41 118H44V119H41ZM257 118H259V115L257 116ZM16 120V121H13V120ZM17 119L20 121L19 123H15V122H18L17 121ZM36 119H38V120H36ZM39 119H41V121L39 120ZM65 119V120H64ZM67 119V120H66ZM98 119V120H97ZM100 119V120H99ZM42 120H43V122H42ZM56 120H58V122L56 121ZM6 121V122H5ZM13 121V122H12ZM29 121V120H28ZM49 121H51V122H49ZM56 121V122H55ZM65 123H64V122ZM98 121V122H97ZM41 122V123H40ZM45 122V123H44ZM47 122V123H46ZM60 122V123H59ZM92 122V123H91ZM12 123H15V124H12ZM42 123H44V124H42ZM16 124H18V125H16ZM46 124H48V125H46ZM52 124V125H51ZM13 125V126H12ZM18 126V127H14V126ZM43 125L44 126H46L45 128H46V130L44 131L43 130ZM51 127H50V126ZM6 126V127H5ZM10 127V129H11V131H9V127ZM23 126V127H24ZM56 127V128H54V127ZM92 126V127H91ZM98 126V127H97ZM8 127V128H7ZM14 127V128H13ZM27 127H28V125H27ZM43 127V128H42ZM207 127V126H206ZM209 127H211V126H209ZM208 127V132H210L211 130V132L212 133H208V132H204V133H206V137L207 138H209L210 139V137H214V136H216V134L214 133V129H212V128H209ZM18 128H19V130H18ZM41 128H42V130H41ZM44 128V129H45ZM49 128V129H48ZM96 130V132H95V130ZM257 128L258 127H254L253 128V130L255 129V131L257 132ZM13 129V130H12ZM17 129V130H16ZM26 129V128H25ZM87 129H89V130H87ZM7 130V131H6ZM15 130V131H14ZM23 130V131H22ZM51 130V131H50ZM251 128H250V132H252L253 131ZM9 131V132H8ZM13 131V132H12ZM41 131H44V132H41ZM87 131L89 132V133H87ZM255 131H253V132H255ZM0 132V133H1ZM15 132H17V133H15ZM20 132V134H22V135H20V134H18ZM22 132V133H21ZM23 133H26L25 135H27V136H25ZM31 133V132H30ZM32 133H33V131H32ZM48 133V134H47ZM52 133H53V135H52ZM59 133V134H58ZM12 134V135H11ZM14 134V135H13ZM16 134V135H15ZM47 134V135H46ZM61 134V135H60ZM84 134L86 135V136H84ZM98 134V135H97ZM49 135V136H48ZM57 135V136H56ZM64 136L63 137V139H64V141H63V144L64 145H61V143H62V140H61V138L59 139V136L61 137V136ZM94 135H95V137H94ZM244 135H246V133H244ZM8 138L9 137V139H7L6 137ZM13 136V137H12ZM14 136H15V139L18 141H14ZM19 136V138H17ZM26 137V139H28V140H26V139H22V141L23 142H27V143H25V144H27V146L24 144L23 145V142L22 141H20V138L21 137ZM53 136V137H52ZM54 136H56V137H54ZM65 136H67V138H65ZM2 137L4 138V139H2ZM24 137V138H25ZM28 137V138H27ZM42 137H43V140L45 141V146H48V147H45L44 145H41L40 143L43 141L42 140ZM89 137V138H88ZM48 138V139H47ZM70 138V139H69ZM5 139H7V142H8V144H7V142H6V140ZM11 139L14 141V143H18V144H20V143H22V145L20 144V145H18V144H13V145H11L12 146V148L14 147V148H16V149H14L13 148V150L10 148L11 146L9 145L10 144V142H11ZM56 139V140H55ZM67 139V140H66ZM85 139V140H84ZM2 140H5V141H2ZM8 140H10V141H8ZM33 140V141H32ZM48 140V141H47ZM55 140V141H54ZM59 141V147H61V148H59L58 146L56 147V145H58V144H56L55 145V143H56V141ZM88 140V141H87ZM66 141V142H65ZM222 140H220V142H221ZM6 142V143H5ZM36 144H34V143ZM47 142V143H46ZM83 142H85V143H83ZM239 142H241L243 145H241V146H239L238 147V150L236 151V156H238V155H241L242 154V152H244V156H248L247 158H248V160H246L245 161V163H243L242 161H238L237 163H234L236 160H233V158L231 157V162H230V165L228 166V167H223L221 164H222V159L219 157V159L217 160V167H216V169H214L215 170V172L213 173V175L214 176H219V177H221V178H223V179H228L229 180V183L228 184H225V186L223 185V184H221L220 185V187H216L215 186V184H213L212 186H211V184H210V180H211V176L210 175H207V173H205L204 171H201V172H197L198 170H196V171H194V170H186L184 173L181 171V172H178V171H176L175 173V175H173L172 177H171V181H172V184L171 183H167V184H169V185H172L173 186V189L174 190H172L173 191V194H175V196L178 198V202L176 203L175 202V200L170 204V205H173V207H175V209L176 210H178L179 212H180V210H182V209H185V219H186V222L187 223H184V224H182V223H178V221L180 220V215L177 217V219L179 218V220L176 222V223H173L171 220H169V219H165V225H168V227H169V229H171V228H174V227H176V226H179V227H181L182 229H186V228H189L190 226H192V225H194V224H196V225H198V226H201V225H203V223L204 224H207V222H208V220L206 219V218H203V220H190V219H188L187 218V216H196V215H200L199 213H202L200 216H202V217H205V216H207V215H209L210 217H212V218H214L215 216H218L219 214H221V213H227V218L225 219V220H223V221H219V225L222 227V228H224V233H223V235H218V239H219V241L221 242V244H223L224 246H225V248H226V251H227V253H230L231 255H234V258H236V259H234V260H236V261H241V264H264V212L262 211V210H264V190H262L263 189V187H264V177H263V175H264V149H263V151L262 152H258V151H256L255 149V151H253V148H254V144H253V147L252 148H250V150H247V149H249L248 147V144H246L245 145V140H240ZM13 142H11V144H12ZM29 143V144H28ZM32 143V144H31ZM44 143V142H43ZM51 143H53L54 144V146H53V144H51ZM240 143V144H241ZM5 144H6V146H7V148H9V149H11L13 152H11V150L9 151V149H7V151H9V152H7V153H5V150H6V146H5ZM31 144V146H29ZM33 144L35 145L34 147H33ZM83 144V145H82ZM51 145V146H50ZM81 146V148H80V146ZM2 146H4L3 148H5V149H2L1 147ZM19 146V147H18ZM26 146V147H25ZM36 146H38V148H37V152L39 153H37L35 150H36ZM44 147L45 149H43L42 150V147ZM53 146V147H52ZM77 146H79L78 148H77ZM17 147H18V150H17ZM24 147V148H23ZM31 147V148H30ZM32 147H33V149H32ZM52 147V148H51ZM54 147H55V149H54ZM26 148V149H25ZM30 148V149H29ZM48 148H51V149H54L53 150V152H54V155H55V151L57 150H61V152H56V157H57V159H56V157H51L52 155H50L51 153L50 152H52L51 151V149H48ZM22 149H23V151H22ZM27 149H29V150H27ZM35 149V150H34ZM49 151H47V150ZM62 149H63V152H62ZM68 151H67V150ZM76 149H78V150H76ZM81 149V150H80ZM83 149H86V150H83ZM207 149H209V152H213L214 150L213 149H211V148H207ZM3 150V151H2ZM16 150V151H15ZM28 152H27V151ZM31 150H32V153H31ZM40 150L42 151V155H40L41 153H40ZM47 151V153H48V156H45L46 154H45V151ZM66 150V151H65ZM76 150V151H75ZM240 150H242V151H240ZM245 150V151H244ZM18 151V152H17ZM21 151V155L19 154V152ZM33 151L35 152L34 154H33ZM66 152V156L68 157H65V158H63V159H65V161L61 158V154L63 153H65ZM84 151V152H83ZM239 151H240V153H239ZM16 153V155H13V156H11L12 155V153L13 154H15ZM27 152V153H26ZM68 152V153H67ZM75 152H76V156L74 155L75 154ZM252 152V153H251ZM18 153V154H17ZM24 153H26V154H24ZM30 153V154H29ZM43 153H44V156H43ZM50 153V154H49ZM57 153H60V155H58ZM28 154H29V156L30 157H28ZM31 154H32V156H31ZM37 154V155H36ZM252 154H254V155H252ZM6 155V156H5ZM17 155H19L20 157H21V160H18L19 158L18 157H16ZM24 155H27V157L25 158V157H23ZM33 155H34V158H33V160L31 159L32 157H33ZM36 155V156H35ZM41 157H40V156ZM53 155V156H54ZM80 155V156H79ZM212 155L216 158V153H212ZM10 156V157H9ZM43 156V157H42ZM63 156V155H62ZM72 158V160H71V158ZM210 156V155H209ZM228 156V155H227ZM249 156H250V158H249ZM251 156H253V159L254 158H256V160H255V162H254V160L252 159V157ZM7 157H9V158H7ZM16 157V158H15ZM23 157V158H22ZM38 157V158H37ZM45 157H46V159H45ZM48 157V158H47ZM50 157H51V159H50ZM64 157V156H63ZM14 158V160H12ZM29 158V159H28ZM44 158V162L43 161H41L42 159ZM53 158V159H52ZM60 158V160H58ZM67 158V159H66ZM225 158H229V157H225ZM246 158V159H247ZM16 159V160H15ZM23 159V160H22ZM26 159V160H25ZM34 159L36 160L35 162H34ZM50 159V160H49ZM76 159V160H75ZM220 159H221V161H220ZM252 159V160H251ZM6 160H7V162H6ZM39 160H40V162H39ZM52 160V161H51ZM66 160H68V161H66ZM229 160V159H228ZM10 161H11V163H10ZM22 161H23V163H22ZM25 161L27 162L28 161V163H30V161H33V162H31V163H33V164H27V163H25ZM58 163H57V162ZM77 161V162H76ZM249 161V163L247 164V162ZM252 161V162H251ZM60 162V163H59ZM74 162H75V164H74ZM17 163H18V165H17ZM21 163V164H20ZM34 163H36V165L34 164ZM46 163V164H45ZM251 163V164H250ZM261 163V164H260ZM27 165V166H23V165ZM40 164V165H39ZM70 164V165H69ZM73 164V166H71ZM21 165V166H20ZM44 165V166H43ZM64 165V166H63ZM68 165V166H67ZM15 166H17V167H15ZM42 166V167H41ZM58 166H59V168H58ZM69 166H70V168H69ZM75 166V167H74ZM249 166V167H248ZM223 167V168H222ZM24 168V169H23ZM35 168H36V170H35ZM49 168V169H48ZM254 168V169H253ZM259 168H260V170H259ZM19 169V170H18ZM21 169V170H20ZM28 169V170H27ZM72 169H73V171H72ZM51 170V171H50ZM205 170V169H204ZM261 171H262V174H261ZM21 172H23L25 175H29V176H31V178H34V180L35 181H37V182H35L36 184H37V187L36 188H33V184L32 183H28L27 181H29V180H27L26 178H24V177H19L18 175H20V173ZM48 172V173H47ZM228 172V173H227ZM53 173H54V176H53ZM57 173V174H56ZM260 173V174H259ZM46 174H47V177L48 178H50V181H49V179L48 178H45L46 177ZM18 176V177H17ZM50 176V177H49ZM61 176V178L59 179V177ZM66 176V177H65ZM259 176H260V179H258L259 178ZM261 177H263V179H261ZM36 178V179H35ZM38 178V179H37ZM40 178V179H39ZM45 178V179H44ZM63 178V179H62ZM44 179V180H43ZM65 179V180H64ZM165 179V178H164ZM170 178L169 177H167L166 178V180H169ZM43 180V181H42ZM263 180V181H262ZM39 181V182H38ZM51 181H53V182H51ZM260 181H261V183H260ZM64 183H66L65 185H64ZM158 183H159V186L158 187H150V189H151V191L153 192V193H156L157 192V189H160V192H161V194H164L163 193V188H162V185H164V184H161L160 183V178H158ZM260 185H259V184ZM29 184V185H28ZM39 184V185H38ZM44 184V185H43ZM57 185V186H56ZM261 185H263L262 187H261ZM47 186H48V189H47ZM51 186V187H50ZM63 186L65 187V188H63ZM23 187H25V190L23 191ZM166 187V186H165ZM260 187V188H259ZM31 188H33V189H31ZM258 190H257V189ZM262 188V189H261ZM246 189H247V191H246ZM251 189V190H250ZM30 190H31V192H30ZM256 190H257V192H256ZM36 191V192H35ZM156 191V192H155ZM171 191V189H169V192L167 193V194H164L165 196H168V194L169 193H171L172 192ZM246 191V192H245ZM249 191H251V193L249 194V195H247L248 194V192ZM43 193V194H42ZM48 193V194H47ZM70 193H72L73 195H75V194H78L79 193V190L77 189V190H75V192H70ZM212 193V194H211ZM245 193V194H244ZM260 193V194H259ZM263 193V194H262ZM7 194V195H8ZM244 194V195H243ZM6 195V196H7ZM210 195V196H209ZM223 195H226V196H223ZM257 195H258V197H257ZM261 195V196H260ZM165 196H163V197H160L159 199V201H154L156 204H158V205H160L161 206V211H162V209L163 210H166L165 208H166V206H164V202H163V200H164V197ZM247 196V197H246ZM49 198V199H48ZM228 198V199H227ZM213 200V201H212ZM256 200V201H255ZM158 202H160V203H158ZM232 202H233V204H232ZM244 202V203H243ZM231 203V204H230ZM152 203L151 202H149L148 201V203H146V207L148 206V208H149V206L151 205ZM191 204V205H190ZM229 204V205H228ZM245 204L246 205H249L250 204V206L248 207V206H245ZM254 204V205H253ZM77 205H78V201H73L72 202V204H71V207H77ZM139 206V205H138ZM168 206V205H167ZM229 206V207H228ZM232 206V207H231ZM165 207V208H164ZM186 207V208H185ZM227 207V208H226ZM231 207V208H230ZM245 207V208H244ZM137 208V207H136ZM242 208V209H241ZM240 209V210H239ZM245 211V212H244ZM144 212H146V210L141 206V204H140V207L139 208H137V210H135V211H131V212H129L130 213V217L132 218V217H134V218H140L141 216H144V215H146V219H148V220H151V222H153V224H154V226L156 227V228H158V229H160V228H162L161 227V223H160V221L159 220H157L156 218H157V216H158V214H154V216H152L151 214H150V211H148V213L146 212V213H144ZM189 212V213H188ZM263 212V213H262ZM246 213V214H245ZM249 213V214H248ZM125 214V213H124ZM123 214V215H124ZM39 215V216H38ZM58 215H59V217L60 218H63V220H66L67 222L69 221V220H72L73 221V219H71V217H70V215L68 214V215H63V209H58ZM256 215V216H255ZM75 216V215H74ZM123 219L124 218H115L114 220H112V222H108V226L106 227V228H109L110 226H118V224H122L123 223ZM254 219V220H253ZM243 220V221H242ZM252 220V221H251ZM37 221H39V220H37ZM260 222L259 224H257V225H255V226H252V223H255V222ZM199 222V223H198ZM189 224V225H188ZM247 224V225H246ZM249 226H251V227H249ZM257 226V227H256ZM243 229H242V228ZM256 227V229H254ZM106 228H103V229H106ZM209 228H211V225L209 226ZM226 228V229H225ZM246 228V229H245ZM248 228V229H247ZM245 229V230H244ZM251 229V230H250ZM244 230V231H243ZM248 230V231H247ZM253 230V231H252ZM259 230V231H258ZM261 230V231H260ZM39 232V230H38V228L37 227H33V229H31L30 231H29V233H28V236H29V240H31L37 233ZM247 232V233H246ZM245 233H246V235H245ZM63 235V238H62V241H56V240H53L52 242L50 241V240H46V239H43V238H41V239H39V240H37L33 245H31L30 246V250L31 251H34L35 253H36V255H37V257L38 258H40V259H47V258H50V256H52V255H55L57 252H62V254H63V256H65V255H67V254H69L73 249L72 248H75V245H76V243H77V241L79 240V239H81L82 237H85V236H91V235H95V232H93L90 228H87V230H83L79 235H76V236H72V237H69V238H65L64 237V234H62ZM148 235V234H147ZM239 236V237H238ZM182 237H187L186 235H182ZM254 237V238H253ZM256 237V238H255ZM209 240H211L210 241V245L213 243V241H215V238H214V235L213 236H211V238L209 239ZM254 241H257L258 243H255ZM261 241V242H260ZM98 243H101L100 245H98ZM94 245L96 246V253L97 254H102V250H104V251H106L107 252V250H108V247H109V243L108 242H99V241H96V242H94ZM42 248V249H41ZM170 247L169 246H165L164 247V250L166 251V253L167 254H169V253H171L172 251H171V249H169ZM241 256V257H240ZM97 257H102V255L101 256H97ZM108 257V256H107ZM64 259H65V257L63 258V259H61V260H59L58 262H56V264H63V261H64ZM132 261H134V260H132ZM169 261V260H168ZM171 261H173V260H171ZM167 262V261H166ZM116 262H115V260H114V264H115ZM165 263V262H164ZM15 264H20V262H15ZM121 264H127V262H126V260H125V258H124V260H122V262H121ZM173 264H174V262H173Z\"/></svg>", "mask_w": 264, "mask_h": 264}]
</instances>
